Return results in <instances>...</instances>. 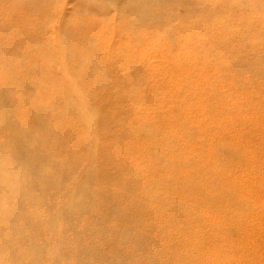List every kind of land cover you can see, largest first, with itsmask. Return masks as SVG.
I'll use <instances>...</instances> for the list:
<instances>
[{
    "label": "rangeland",
    "instance_id": "rangeland-1",
    "mask_svg": "<svg viewBox=\"0 0 264 264\" xmlns=\"http://www.w3.org/2000/svg\"><path fill=\"white\" fill-rule=\"evenodd\" d=\"M21 1L22 2H20V0H17V2H16V0H14V1L8 0V3L10 2L9 4L7 3V0L0 1V4L2 3L1 4L2 6L0 5V15L2 16V17H0V19L2 20V21H0V29H1L0 30V37H1L0 38V104H2L5 101H7L9 104L13 105L12 106V113H14L13 114L14 115L13 116L14 117V120L16 122L18 121L17 123L19 125H21V127L26 128V129H30V130L32 129L31 131L38 133L37 134L38 136L36 137L37 138L36 139V142H35V138L32 141L33 144H37L36 146H38L41 149L42 152H45V153L48 152V153H50L53 156L54 160L57 162V165H58L57 168L59 170V174L60 175L61 174L62 175H65L67 177L66 180H65L66 181L65 182V186L61 190H52L50 192V194L48 195L47 201H48V203L50 205H54L56 207H59V205H60L59 202L64 198L65 192L75 189L83 181V179L90 178L92 176V174H93L92 169H93V171H95V174H94L95 179L93 180V185H92V187L94 189V192H95V202H94V205L92 206L91 210L88 213H84L82 215H78L77 216L78 229L84 230L86 228V226L87 227L90 226V225L92 226L94 222L101 223V220H103V222L105 223V225L110 230L108 231V233L106 235L107 237H105L104 239H102L101 237L95 235L93 232H90L88 234H85V237L82 238V242L81 243H88L89 241H93L95 243V245L99 249H102L106 253L105 258L103 257V258L97 259L95 257H91L90 263L91 264H107L108 259H109L110 252H112L113 249H115V250L118 249V250H122V252H124L128 256V258H129L128 259V262L129 263L127 262L126 264H159L158 262H161L160 264H162V263L165 264V262H166V264H167V262L169 260H170L169 261L170 263L168 262V264H197V263L198 264H211V263L212 264H264V100H263V98H264V91H263L264 90V82H263L264 79H263V81H261V79L264 78V76H263L264 75V73H263L264 72V68H263L264 66L262 67V63L261 62H258V61H261L260 59L263 60V57L262 56H264V54H263L264 53V50H263L264 49V6H263L264 0H256V1H254V0H228L229 2H227V0H197V1L196 0H188V2L186 1V2H184V4H183V2H181V3L175 2V3H173L171 5V6L174 7V8H171V9L175 11V15L173 14V17H171V14H169L170 12L167 13V11H165L164 12L165 14H163V15L161 14L162 17L160 19L162 21L159 24L158 23L156 24L154 22L146 23V24H144V26H143V24H139V25L138 24L137 25L135 24L136 25L135 27L137 29L134 28V24H133V20H132L134 17H132L131 15H129L128 18H127V15H120L116 11H114V12L111 11L109 13H101V14H99V12L90 11L89 9H86L87 2L84 1V0H79V2H81V3H79L78 0H53V2H51L50 0H46V1L45 0H38V1L36 0L37 3L35 2V0L33 2L31 0H26L27 2L25 0H21ZM70 1H71V3H70ZM195 1H196V3H195ZM258 1H259V3H257ZM3 2H6V3H3ZM13 2L14 3L16 2L17 4L14 5ZM65 2H66V4H65ZM209 2L211 3V5L209 4ZM45 3L48 4V6H45L46 5ZM68 3H70V4H68ZM176 3H177V5H176ZM226 3H229V4H227V6H226ZM19 4L21 5V8H19L20 7ZM22 4H25L26 6L29 5V7H28L29 9L26 6L24 7V5H22ZM39 4H41V6ZM34 5H36V6L38 5V9H40V8H42V9H40V11H38V10L36 11V9H37L36 6L34 7V8H36L35 10L34 9H31V7L33 8ZM55 5L57 7H55ZM69 5L72 6V7H70ZM180 5H182V7ZM217 5H219V7H217ZM15 6H17V7H15ZM49 6L52 9L49 10ZM75 6H79V7H75ZM204 6H205V9L203 8ZM207 6H209L210 8H212V12H210L211 9L209 7H207ZM23 7H24L25 10H23ZM53 7H55V8H53ZM189 7L190 8L192 7L193 9L192 8L190 9ZM259 7H260L261 10L257 11L259 9ZM9 8H11V9H9ZM13 8L15 10H13ZM18 8H19V10L22 11V12H20L22 15H20V13H18L19 12V10H17ZM75 8L78 9V10L76 11ZM186 8H188V9H186ZM194 8L198 9L201 12V14H200L199 11L197 13L196 9H194ZM200 8H201L202 11L200 10ZM230 8H231V10H230ZM4 9H6V10H4ZM7 9H9L8 12H7ZM43 9L44 10H47L46 11L47 14L45 13V11ZM53 9H55V10H53ZM208 9H209V11H208ZM214 9H216V11H214ZM33 10L36 11L37 13H40V14H43L44 13V14H43V16H40V14L38 16L37 13L34 12L35 13L34 14L33 12H31ZM73 10H75V11H73ZM185 10H186V12H185ZM247 10H250V11H247ZM27 11H28V13H30L29 15H31L33 13L32 16H29L28 15V18H26L27 16H25V15H27L26 14ZM168 11H170V10H168ZM203 11H205V12L203 13ZM225 11H227V14H226ZM50 12H52L54 15L51 14ZM90 12H92L93 14H95V16L93 14L90 15ZM216 12L218 13V15H216ZM6 13H8V14L6 15ZM178 13H179V15H178ZM219 13H220V15H219ZM11 14H12V16H11ZM107 14L109 16H106ZM167 14L170 17H168ZM185 14H187L189 17L191 16L190 17L191 19L189 18L187 20V18H186V20H185V18L183 17V16H187ZM206 14H208V15L206 16ZM213 14H215V15L213 16ZM253 14H254V18L252 16ZM9 15H10V17H8ZM33 15H35V16H33ZM44 15H48V16L49 15L50 16L52 15V16H54L53 17V20L56 19V20H54V21H56V23L52 21V17L49 16V19H48L47 18L48 16H45L44 17ZM80 15H81L82 20L80 18ZM180 15H182V16H180ZM14 16H15V18H14ZM22 16H23V18H22ZM102 16H103V18H102ZM104 16H105V18H104ZM117 16L118 17H121L122 16V17L120 19H118ZM175 16H177V17H175ZM211 16L213 17L214 20L211 18ZM216 16L219 19V21H218V19H216ZM218 16H221L222 18L221 17H218ZM4 17H6V18H4ZM38 17L41 20H38L39 19ZM42 17H44L45 19L42 18ZM68 17H70V19L73 17L74 19H71V20H74L75 22H69L70 19ZM97 17H98V19H97ZM111 17H112V19H111ZM179 17H181V18H179ZM205 17H207L206 19H208V18L209 19L206 20ZM16 18H19L21 22L19 21V19H16ZM30 18H32V20ZM46 18L48 19V22H47V19ZM50 18H51V20H50ZM169 18H172V19L169 20ZM4 19L7 20V23L9 25L8 24L7 25L6 24H4V25L2 24L4 21L6 23V20H4ZM21 19L23 20V22L26 21V22H24L25 24H27V25H25L26 27L24 26V23H22V20ZM28 19H30L31 21L28 20ZM36 19L38 20L37 22H36ZM43 19L46 20L45 22H47L46 23L47 25H49V20H50V25L48 26L49 28L47 27V25L45 24V22H44ZM77 19H80V20H77ZM85 19H88L87 21L89 23ZM102 19H104L106 23L103 22L104 20H102ZM117 19L120 20V23H119V21ZM174 19H177V20L174 21ZM203 19L205 20V22H204ZM210 19L212 21H214L215 23L214 22L212 23V21ZM13 20H14V22H13ZM112 20H113V23H112ZM121 20H123V21L121 22ZM189 20L190 21L192 20L191 23H190ZM224 20H227V21H224ZM40 21H42L44 23L41 24ZM64 21H65V23H64ZM78 21H81L80 23L82 24V26L84 25V27H82L81 25H79L78 24L79 23ZM128 21H130V22L132 21L131 24H133V26L130 25V23L128 25V23H127ZM186 21L188 22V25L186 24L187 23ZM206 21H208V22L206 23ZM27 22L30 25H28ZM178 22H180V23H178ZM183 22H184V24H183ZM15 23H17V25H13ZM83 23H85V24H83ZM248 23H250V24H248ZM20 24L23 25V27ZM59 24H61L62 26H64V28L62 29L61 25H59ZM75 24H77V25H75ZM89 24L90 25L97 24L98 27L95 30V28L93 29V26H91L92 27L91 28ZM166 24H168V25L166 26ZM173 24H174V27L176 25H178V28H176V29L173 28ZM191 24L193 25V27L191 26ZM197 24L199 26H197ZM209 24H210V26H208L205 29V27L207 25H209ZM38 25L40 26V28L38 27ZM41 25L45 26L46 28L45 27L43 28ZM66 25H67V28H66ZM125 25H127L128 27L130 26V28L127 27L130 30H128L125 27ZM159 25H161V26H159ZM200 25H202V27ZM204 25H206V26H204ZM1 26H3V27H1ZM4 26H5V28H4ZM17 26H19V27H17ZM29 26L30 27L32 26V28H29ZM51 26H52V28H51ZM74 26H75V28L78 26L77 27L78 29L77 28L75 29ZM169 26L171 28H173V30H171V28H169ZM181 26H183V28ZM70 27H73V28L70 29ZM141 27H142V29H140ZM158 27H160V29ZM179 27H181V28H179ZM34 28H36V29L31 32V30L34 29ZM79 28H81V29L82 28H85L83 30L80 29L85 34L82 33V32H80V31H78ZM106 28H108V29H106ZM122 28L123 29L126 28L125 29V32L123 31ZM131 28L134 29V31H132ZM2 29H4L5 31L2 30ZM17 29H19V30H17ZM25 29H27V30H25ZM37 29H38V31H37ZM152 29L154 31H156V32H154ZM189 29H193V32H195V33H193L191 30H190L191 31V33H190ZM201 29H202V34L205 35L206 37L205 36H202L200 34L201 33ZM207 29L208 30L209 29H213V30L207 31ZM49 30H50V32H48ZM103 30H104V32H103ZM121 30L124 33H122ZM126 30L132 32V35H128L130 37L127 36V34H130V33L128 31H126ZM141 30H143L142 32H144V35L147 33L148 30H149L148 31V34L151 31V33L154 32L153 33L154 35L157 32L159 33L158 30H161L160 33H159L160 34V37L157 36L158 33L156 34V36L158 38L157 37L155 38V36L150 33L149 35L146 34L145 37L147 35L148 36H147V38H145L144 35H142L143 33L142 34L140 33ZM196 30H199V31H196ZM215 30H217L219 32L216 33ZM52 31L54 32V34L51 33ZM93 31H97L98 33L97 32L94 33ZM100 31H102V33ZM107 31H108V33H105ZM167 31H169V34L167 33ZM186 31L187 32L189 31L188 32L189 34ZM203 31H204V33H203ZM205 31H206V34H205ZM211 31H213V32H211ZM26 32L28 34H26ZM78 32H80L79 34H81V35H78ZM111 32L113 33V36H111L112 35ZM126 32H128V33H126ZM134 32H136V35H138V34L139 35L136 36ZM209 32H210V34L207 35ZM1 33L3 34L2 36H1ZM23 33H25V34L23 35ZM172 33H174V34L172 35ZM250 33H253V34L250 35ZM83 34L85 35L84 37H83ZM106 34H107V36H106ZM116 34L118 35V37H117ZM167 34H168V38H167ZM170 34H171V37L170 38H172V40L170 39L171 42L168 40ZM198 34L201 35L200 37L202 39L199 38V37H197ZM262 34H263V37H262ZM94 35H96L95 36L96 38L94 37ZM99 35H101V36H99ZM162 35H163V37H162ZM190 35H191V37H190ZM245 35H247V37ZM252 35H254V36H252ZM27 36H28V38H27ZM80 36L82 38H84V39H81ZM121 36L122 37L123 36L124 37L126 36V37L125 38L124 37L122 38ZM164 36H166V37H164ZM214 36H215V38H213ZM250 36H252V37H250ZM136 37L137 38L140 37L139 39H141V38L143 39V41H141L142 39L139 40V42L141 41V43H140L139 46L137 45L138 39ZM151 37H153V38L151 39ZM181 37H182V39H181ZM186 37L188 39H186ZM192 37L194 39L191 40L190 38H192ZM195 37H197V39H195ZM235 37L236 38L238 37V38L237 39H234ZM244 37H246V38H244ZM253 37H255V38H253ZM129 38H130V42L131 43H133V40L131 38H134V40L136 41V42H134V46L136 45L135 47L133 46V44H131L129 41H127V40H129ZM160 38H163V39L162 40H159ZM166 38H167V40L169 42L166 41L164 43V41L166 40ZM239 38H240V40H239ZM47 39H48V41H47ZM76 39H79V41L76 40ZM105 39L106 40H110V41H107V42L104 43L103 41H106ZM117 39H119L120 42ZM173 39H174V42H173L174 45L172 44ZM189 39L191 41H187ZM222 39H223V42H222ZM251 39H253V40H251ZM44 40H45V42H44ZM83 40H85V41L87 40L86 41L87 43L85 41H83ZM199 40H201V41H199ZM206 40H208L209 42L207 41L208 42L207 43ZM233 40H234V42H233ZM242 40L244 42L246 41L247 45L244 44V43H240V41H242ZM53 41L54 42L56 41V43H54ZM74 41H76L77 44L74 43ZM195 41H197V43ZM211 41H214V42H212L213 44L211 43ZM217 41H219L218 42L219 45H217ZM224 41H225V43H224ZM61 42L63 43L62 45H61ZM69 42H70V45H69ZM113 42H116V43H113ZM150 42H151V44L149 45ZM232 42L234 44H232ZM252 42H254V43L251 44ZM37 43H39V44L37 45ZM92 43H93V48H89L88 46L90 44H92ZM117 43H119L120 45H118ZM160 43H162V44H160ZM235 43H238V44H236L237 47H240V46L241 47L239 49L236 48ZM47 44H49V45H47ZM124 44H126V47L123 46ZM159 44L161 45L160 48L157 47V45H159ZM163 44H165L164 45L165 47L163 46ZM198 44H200V46ZM39 45H41V46H39ZM113 45L116 46V49L117 48L119 49V47L121 46L120 50H116ZM187 45H188V47H187ZM228 45L231 48H228L229 47ZM233 45H234L235 48L233 47ZM45 46H46V48H45ZM64 46H65V48H64ZM83 46H85L86 48H84ZM107 46H108V48H107ZM162 46H163V48H162ZM170 46H176V47H170ZM192 46L193 47L196 46L195 50H194V48ZM197 46H199L201 49L200 48H197ZM201 46L202 47H205V48H208V49H205V48L203 49ZM253 46H254V48H253ZM110 47L111 48L113 47L114 48V51H113V48H112V50H110L111 49ZM131 47H132L133 51H132ZM189 47H192L193 50H194L193 51L192 48H190V51H189L191 53L190 55H188L189 54V52H188V50H189L188 48ZM245 47H247V48H245ZM28 48H30V49H28ZM40 48H42V49H40ZM134 48H136V49L134 50ZM156 48H159V50H161V48H162V51L163 52L162 51H159ZM242 48H244V49L242 50ZM248 48H250V49H248ZM259 48H261V49H259ZM95 49H97V50H95ZM123 49H125V50L123 51ZM127 49L128 50L130 49L129 52L126 51ZM155 49L157 51V54L156 55H155V52H156ZM179 49H180L181 52H179ZM197 49H199V50L197 51ZM233 49H235V50H233ZM258 49H259V51H258ZM136 50H137V52H136ZM200 50H203V51H200ZM45 51H46V53H45ZM50 51H51V53H50ZM111 51H112V53H111ZM117 51L119 53H121V54H119ZM130 51H132V53H130ZM169 51L172 52L173 55ZM208 51L209 52L211 51L210 52L211 55L214 53L213 56H210V53ZM216 51H220V53H222L221 54V57L218 56V55H216L221 60L220 59L218 60L217 57H216V59H214L215 54H219L220 55L219 52L218 53H215ZM228 51H229V53H228ZM239 51H241V53L242 52L243 53L241 54V53H239ZM53 52H54V54H53ZM113 52H115V53L113 54ZM116 52H117V54H116ZM149 52L151 54L150 56H148L149 55ZM164 52H165V55L166 54L167 55L169 54V57L168 56H165L164 55ZM197 52H201L200 53L201 56L202 55L203 56L205 55L206 58L207 57L211 58L210 59L211 61H209L210 63L207 62L209 60V58L206 61L207 62L206 63L204 61V59L206 60V58L203 57V56L200 57L199 53H197ZM205 52H207L206 53L207 55L205 54ZM128 53H130V54L128 55ZM202 53H204V54H202ZM57 54H58V56H57ZM90 54H92L93 55V58H94L92 61L83 60L81 58H78L79 56H83V55L84 56L87 55L89 57ZM124 54H126V55H124ZM179 54H180V56H179ZM248 54H249V56H247ZM261 54H263V55L261 56ZM113 55H115V56H113ZM119 55H122V56L120 57ZM133 55H134V57H136V59L133 57ZM161 55H162L163 58L161 57ZM191 55H196V56L194 58V56H191ZM243 55H246L250 59H254L256 57L255 55H257L259 58H255V59H257V60L259 59V60L258 61L257 60H252L253 63L255 62V64H253L251 62V60H249L246 56H243ZM102 56H103L104 59L101 58ZM110 56H111V58L113 57V59H110ZM189 56H191V57L189 58ZM226 56L228 58L227 60H226ZM233 56H236V57H233ZM241 56H243L242 59H240ZM152 57H153V59H152ZM232 57L233 58H236V59H232ZM132 58H134V59L132 60ZM191 58L193 60L194 59H197V60H194V62L195 61L196 62H199V64L201 66H203V67L200 68L199 67V64H197L196 62L195 63L192 62V59ZM200 58H203V59L201 60ZM244 58L245 59L247 58L248 61L246 59L245 61H243V63H241ZM154 59L155 60L157 59L156 60L157 62ZM239 59L241 60L240 62H239ZM56 60L57 61L59 60L58 61V63H60L59 66H58V63H56ZM107 60H108V62H110L109 63L110 64V67H108L109 64H107ZM109 60H111V61H109ZM112 60H114V62H112ZM142 60H144V61L141 62V63H139ZM212 60L214 62L215 61L218 62V65L221 64V67L220 66L217 67L218 65H215L216 62L214 63ZM232 60H234V61H232ZM30 61H31V63H30ZM165 61H167V63ZM174 61H176V62H174ZM144 62H147V63H144ZM149 62H150V64H149ZM162 62H164V63H162ZM168 62H170V63H168ZM204 62L206 63V66H205V64H203ZM262 62L264 64V61H262ZM49 63H50V65H49ZM133 63H134V65H133ZM143 63H144V66H143ZM175 63H177L178 65H176ZM189 63L190 64H192V63L193 64H196V65H191V66H192V68H194V67H195V69L197 68V70H195V71L192 70V72H191V68L189 70ZM235 63H237V64L235 65ZM251 63L254 65V67H253V65ZM26 64H27V66H25ZM29 64H31V65H29ZM32 64H33V67H32ZM128 64H130V67L131 68L133 66H135V67L132 68V70L134 69L133 71H131L130 68H128L129 67ZM168 64H170V66H168ZM210 64H212L213 66L210 65ZM222 64H223V68H222ZM136 65H138V67L140 66V68L138 69L136 67ZM172 65H174V66H172ZM197 65H198L199 68L197 67ZM226 65H228V66H226ZM232 65H234V66H232ZM112 66H114L113 67L114 69L112 68ZM123 66H124V68H122ZM163 66H167L169 68L163 67ZM207 66H208V68L210 70L208 68L206 69ZM240 66H241V68H240ZM116 67H118V68H116ZM126 67L128 69L127 71L130 72V74H128L129 76H127V73L125 75V73H124L123 70H120V72L117 71L120 68L126 70ZM158 67H161L160 68L161 70H163L164 68L165 69L162 72ZM231 67L234 68V70ZM236 67H238V68H236ZM245 67L246 68L249 67V69H246ZM250 67H252L253 70ZM258 67H259V69H258ZM71 68H72V70H71ZM239 68H240V70H239ZM242 68H243V70L245 69L247 71L250 70V72L252 71L251 75H250L249 72L246 71V74L247 73H249V74H247L246 77H245V70L243 71ZM254 68H256L255 70H257V71H255ZM260 68L262 70H260ZM136 69H138V70H136ZM176 69H178V70H176ZM225 69H227V70H225ZM230 69H232L231 72L232 73L234 72L233 74H236V75H233L230 72ZM57 70H58V72H57ZM143 70H145L144 71V74H143ZM206 70H207V72H205ZM237 70L240 71V73L241 72H244L243 73L244 76L242 74H241L242 75L241 76L240 73ZM35 71H36V73H34ZM92 71H93V73H92ZM169 71H171V72H169ZM177 71H178V73H176ZM259 71L260 72L263 71V72H261V74H260ZM112 72H113V74H112ZM154 72H156V78H155ZM157 72H158V75H157ZM221 72H222V75L223 76H221ZM71 73H73V74H71ZM141 73H142V75H141ZM193 73H194L195 76H193ZM258 73L260 74L261 77L260 76L258 77V75H259ZM60 74H61V76H60ZM62 74H64V75H62ZM100 74H102V75H100ZM120 74H122V75L120 76ZM138 74L141 75V76H138ZM179 74L180 75L182 74V75L180 76ZM210 74H211V76H210ZM230 74H232V75H230ZM252 74H253V76H252ZM256 74H258V75L256 76ZM123 75H125V76H123ZM144 75H145V77H143ZM175 75H176V77H175ZM213 75L215 77L218 76L216 78V80L214 79L215 77H213ZM106 76H108L110 78H107ZM136 76L138 78H136ZM188 76H189V78H188ZM235 76L238 77V78H236ZM35 77H36V81H35ZM122 77H124L125 79L122 78ZM160 77H161V79L159 80ZM169 77H170V79H169ZM184 77L187 78V81L188 82L185 80ZM253 77H256V78L254 79ZM96 78H97L98 81L96 80ZM111 78H114L116 80L111 79ZM128 78H129V80H128ZM132 78H135L133 80L136 81V82H134V81L129 82L130 80H132ZM146 78H147V80H146ZM162 78L164 79V81H163ZM177 78H178V80H177ZM232 78L236 79L237 82L234 79L232 80ZM251 78H252V80H255V81H253L254 83L253 82L251 83V81H252ZM257 78H258V81H257ZM90 79L92 81H90ZM137 79L140 80V81H138ZM205 79H206L207 83L205 82ZM219 79L222 81V83H221V81H219ZM240 79L243 80V82L245 80L246 83L245 82L244 83L247 84V85L249 84V81L247 82V80H250V84L248 86L249 87L251 86L252 88L250 87V89L247 90L249 87L247 85H245L244 83L243 84L241 83L242 87L239 88V86H241L240 84H238V82L240 83V81H241ZM214 80L216 81V83L218 82L217 84L215 83L216 84V87H215V84L213 83ZM107 81H108V83H107ZM156 81H157V83H156ZM184 81H185V84L183 86H181V84H183ZM234 81H235V84L234 83H231L230 84V82H234ZM260 81H261V84H263V86L260 85V86L257 87L256 85H258L259 84L258 82H260ZM113 82H115L114 85H112ZM118 82L121 83L120 84L121 86L119 85ZM137 82L141 83V85L138 84ZM86 83H90V84L89 85H86ZM94 83H95V85H94ZM219 83H221V84L224 83V84L222 86L220 84V86H221L220 87L219 86ZM227 83H229V84H227ZM124 84H126V85H124ZM149 84H151L152 87H150ZM237 84H238L239 90L238 89L236 90ZM132 85L133 86L136 85L135 89L132 87ZM206 85L209 86V87H207V90H206ZM153 86H154V88H153ZM230 86L231 87L233 86V88L231 89ZM244 86H247V87L244 88ZM118 87H120V88H118ZM128 87H130V88H128ZM179 87H184V89L179 88ZM211 87H213V88H211ZM222 87H223V89L226 88V90H223ZM260 87H263L262 88L263 90H261ZM143 88L145 89V91H144ZM157 88H159V89H157ZM229 88H230V90H229ZM258 88L260 90H258ZM92 89H94V90H92ZM111 89H112V91H111ZM179 89H182V90H179ZM214 89H217L216 92H219V93H216ZM251 89H253L252 90V93L250 92ZM118 90H120V91H118ZM187 90L190 91L191 95H188L190 93H188ZM204 90L207 91V93L206 92L204 93L203 92ZM210 90H211V92H208ZM220 90H221V94H220ZM153 91H155V92H153ZM168 91H169V93H167ZM183 91H184V93H183ZM212 91H214V92H212ZM233 91H235V92H233ZM106 92H108L109 94L106 93ZM136 92L139 93L140 95L137 94ZM177 92L179 94H180V92H182L184 95L181 93V96H180V95H178ZM196 92L198 93V96L199 95H202V94H205L206 96L205 95H202L203 97L202 96H199L200 98L199 97L197 98ZM248 92L250 94H252V95H248L249 94ZM51 93L54 94V96L51 95ZM88 93H90V94H88ZM118 93H120V94L122 93V94L119 95ZM215 93L217 95H215ZM224 93H226V94L224 95ZM231 93H232V96H230ZM253 93H254V95H253ZM40 94H41V96H40ZM176 94L178 95V97L180 96L182 98V100L179 97L180 98L179 99L180 101L178 99H176L178 101L177 102L175 100V98L177 96ZM208 94L209 95L212 94L211 97H213V99H211V97ZM219 94H220V96H218ZM255 94H259V97L258 98L257 97L255 98V96H258V95H255ZM2 95H4V97H6L7 100L1 99V96ZM50 95H51V97H50ZM129 95H130V97H129ZM137 95H139V96H137ZM154 95H158L159 98H160V101L158 100L159 99L158 96H154ZM170 95H172V97ZM193 95L194 96L196 95V96L193 97ZM213 95H215V96H213ZM115 96H117V98ZM147 96H148V98H147ZM152 96H153V98L155 100L152 98ZM168 96H170L171 98H173V101L174 100L175 101L173 102L172 99L170 100ZM190 96L193 97L194 99L193 98H190L189 99L188 97H190ZM226 96H228L229 98L226 97ZM24 97H25V99H22ZM136 97H137V99H136ZM204 97H206V98H204ZM207 97H209L210 100H209V98L207 99ZM221 97H223V98H221ZM230 97H231L232 100L230 99ZM108 98H109V100H108ZM184 98H185V100L187 99V101L188 100L189 101L191 100L190 103H191V107L192 108H190V106H189L190 103L189 102L183 100ZM196 98H197V100H196ZM220 98L221 99H224L225 98L224 99V101L226 100L225 101V104L223 103L224 102L223 100H222L223 102L221 101V103H223L226 106L228 105L227 107L230 108V110L229 109H226L227 107L223 106V104L220 103V100H218ZM27 99H28L29 103H28ZM78 99H79V101H78ZM104 99H105V104H104ZM110 99L111 100L114 99V100L111 102ZM119 99H121V100H119ZM165 99H166L167 102L165 101ZM198 99L199 100L201 99V100L199 101ZM205 99H207L208 101L207 100L205 101ZM252 99H254V100H252ZM24 100H26V101H24ZM115 100H117V101H115ZM194 100H195V104H193ZM250 100H251V103H249ZM32 101H33V103H32ZM71 101L75 105V107L77 106V108L79 109L78 112L80 113V115H82V118H83L82 120L77 115V113L75 111L76 108H74L72 106V104L69 103ZM109 101L111 103H109ZM125 101H128V102H125ZM129 101H131V102H129ZM147 101H148V104H147ZM184 101L187 103L188 106L186 105V103H184ZM209 101L210 102L212 101V103H210ZM100 102H102V103H100ZM114 102H115L116 105L114 104ZM144 102H145V104H144ZM196 102H197L198 105L196 104ZM227 102L229 104H227ZM60 103H61V105H60ZM181 103H183V104H181ZM204 103H206L205 106H204ZM209 103H210V105H209ZM232 103H234V105H232ZM48 104H49V106H47ZM111 104H112L113 107L111 106ZM150 104L152 105V108H151ZM175 104L177 105V107H175L176 106ZM216 104L217 105L219 104L222 107H219V105L218 106H215ZM242 104H243V106H242ZM120 105H121V107H120ZM129 105H130V107H129ZM169 105H170V107H169ZM202 105H203V107H202ZM193 106H194V108H193ZM208 106L209 107L211 106L210 107L211 109ZM27 107H28V109H27ZM154 107H155V109H154ZM180 107L181 108L183 107L182 108L183 110H185V111L188 110V111L185 112ZM187 107H188V109H187ZM196 107H197V109H196ZM206 107H207V109H206ZM232 107H234V108H232ZM168 108H170L171 110L168 109ZM208 108L212 112H209ZM214 108H216V109L214 110ZM222 108L224 109L223 114L220 113V112H222L221 110H223ZM83 109L84 110L87 109V110L84 111ZM142 109H143V111H142ZM156 110H157V112H156ZM205 110H206V112H205ZM216 110H217V112H216ZM51 111H52V113H51ZM113 111H115L116 113L113 112ZM226 111H227V113H226ZM228 111H232V112L229 113ZM241 111L244 112V113L242 114ZM89 112H91L90 115L93 114L92 117H88V116L83 117L85 114L88 115ZM181 112L182 113L184 112V114H182ZM195 112H197L198 114H196ZM218 112L220 114H218ZM40 113H43V114L40 115ZM148 113H150V114H148ZM173 113H175V115ZM188 113H190L189 117H187L188 116ZM208 113H209V115H211V116H209V119H207L208 118V115H207ZM210 113H212V114H210ZM179 114L180 115L181 114L184 115L183 118L185 120L182 119V115L180 116ZM191 114L193 115V117H195V118L197 117L199 119H197V118L196 119L190 118V117H192ZM200 114L203 115V119H202V116ZM215 115L218 117V119L222 116L219 120H221L222 118L223 119L221 121H218L217 117H215V118L213 117ZM162 116H164V117L162 118ZM173 116H176L177 117L176 118V121L177 122L175 121V118ZM235 116H237V117H235ZM238 116H240V117H238ZM210 117H213V118H210ZM25 118L27 119L28 122H26V119ZM40 118H43V120L45 121L46 128L45 127L42 128V126L39 127V125L37 124ZM153 118L156 119L155 120L156 122L160 118L163 119V120L161 119V122L164 121V119H165V123L164 122H162L161 124L158 123L157 125H159V127H161V128H159L156 125L155 121L152 123V120H154ZM234 118H236V119L234 120ZM88 119H89V121H87ZM211 119H214V121L212 122ZM224 119H225V121H224ZM105 120H107V121H105ZM170 120H171V122H170ZM180 120L184 121L185 124H184V122H181ZM202 120L204 122H202ZM206 120H209L210 121V123H209L210 125L208 124L209 121H206ZM158 121L160 122V120H158ZM186 121H188V122L191 121V122L189 124ZM74 122H76V123H74ZM84 122H85V124H84ZM175 123L177 124V128L175 127L176 126ZM197 123L199 124V126L201 127V129L198 126ZM203 123H204V125H203ZM212 123L215 124V126ZM207 124H208L209 128L207 127ZM79 125L81 126V128H80ZM113 125H115V126H113ZM172 125H174V126H172ZM223 125H224V127H223ZM85 126H87V127H85ZM165 126H166V128H165ZM210 126L211 127L213 126V127L211 128ZM216 126H220V127H216ZM77 127H78V129H77ZM172 128L174 129V131H173ZM183 128H185V129L183 130ZM198 128H199V131H198ZM207 128L208 129L211 128L210 131H212L213 128H218V129L217 130L213 129L214 131L210 132ZM0 129H1L0 130V139H3V142L5 143V142H7L9 140V135L11 133V130L8 129V127H2ZM180 129H181V131H180ZM194 129L196 130V133L194 132L195 131ZM182 130H183V133H182ZM207 130L209 132H207ZM99 131H100V133H99ZM175 131H177L178 133H180V135H178V133L175 132ZM200 131H201V133H200ZM202 131H203V134H202ZM156 132H158L159 134L157 135ZM165 132L167 134H165ZM216 132H218V133H216ZM153 133L156 134L157 136L154 137V134ZM181 133H182V135H181ZM207 133H209V134H207ZM185 134H186L187 137L185 136ZM195 134H197V135H195ZM210 134H211V136L214 134L212 136V138H211V136H209ZM46 135H47V138H46ZM163 136H164V138H163ZM180 136H181V140H178V143L180 144L179 145V144H176V143H177V139L180 138ZM183 136L186 137V140H184L185 137H183ZM215 137H216V139H214ZM218 137L220 138V141H219V138ZM193 138L196 139L195 140V142H196L195 144L193 143L194 142V139ZM148 139H150V140L152 139V142L154 144L151 141H149ZM171 139H172V141H171ZM174 139H176V140L173 141ZM182 139H183V141H182ZM187 139L190 140L189 141V144L187 142ZM212 139H213V141H212L213 143L210 141ZM127 140L128 141L130 140V141L128 142ZM134 140H135V142H134ZM142 140L143 141L145 140V143H143ZM146 140L148 142H150V144ZM192 140H193V142H191ZM0 141H2V140H0ZM181 141L183 142V144H181ZM202 141H203V143H202ZM241 141H243V142L241 143ZM96 142L98 143V145H96L97 144ZM170 142H172V143H170ZM42 143H44V144H42ZM184 143H186V144H184ZM190 143L193 144V145H191ZM208 143H209V145H208ZM216 143L219 144V145H217ZM144 144L145 145H150V146L144 147L145 146ZM152 144L154 145V147H152ZM161 144H162V147H161ZM196 144H198V145H196ZM210 144L212 146H210ZM214 144H216L215 145L216 147L217 146L218 147H222V149L221 148H217L215 150L216 147L214 146ZM91 145L93 147H92V149H89L91 147ZM182 145H184L185 147L183 146V148H182ZM188 145H190V147ZM96 146H97V148H96L97 150L95 149ZM132 146H134V147H132ZM164 146H166V147H164ZM167 146H169V147H167ZM187 146L189 148L183 151V149L186 148ZM72 147H73L74 150L72 149ZM155 147L157 148L156 149L157 150L156 152L154 151L155 150ZM163 147L166 148V149L169 148V150L168 149L167 150L165 149L166 150L165 151ZM176 147H178V148L176 149ZM4 148H5V151L6 152H9L11 150V146L9 144H6ZM63 148H65V149H63ZM170 148H172V149L170 150ZM159 149H161V151ZM180 149H181V151H180ZM190 149H192V150H190ZM206 149H208V150H206ZM235 149H236V151H235ZM237 149H238V151H237ZM149 150L152 151V152L150 153ZM175 150H176L175 153L172 152V151H175ZM224 150L226 152H223ZM93 151L96 153V155H95V153ZM127 151H128V154H127ZM163 151H165V153H161ZM170 151H171V154H168V153H170ZM179 151H180L181 156L184 154L182 157L179 155V153H178ZM204 151H205V154H204ZM212 151L213 152L216 151V155ZM234 151H235V155H234ZM242 151H244V152H242ZM79 152H81V153L79 154ZM144 152H146L145 154H147V155L144 156ZM154 152H155V154H154ZM182 152H183V154H182ZM199 152L201 153V157H200ZM209 152L212 153V154H214L215 156L212 155V154H210ZM219 152H222V153H219ZM156 153L163 154L164 156L163 155L156 154ZM173 154H174V156H173ZM188 154H189V156H188ZM198 154H199V156L196 157V155H198ZM142 155L144 157H142ZM155 155L158 158H160V159H158ZM217 155H219V156H217ZM148 156L150 157V159H149ZM160 156H162V158H164V159H162ZM176 156H177V158H175ZM227 156H229V157H227ZM88 157H90V158L88 159ZM145 157H146V159L148 158V160H150V162L152 161L153 163L152 162L151 163L148 162L145 159ZM232 157H233V159H232ZM153 158H155V159H153ZM241 158H242V160H241ZM75 159H76V161H75ZM203 159H204V161H203ZM207 159H208L209 162L207 161ZM160 160H162V163H161ZM230 160H232V161H230ZM145 161L147 163H149V164H147ZM163 161L164 162L166 161V163L169 162L170 164L168 163V165H167L166 163H164V165H165L164 166L163 165ZM184 161H186V162H184ZM189 161H190L191 164L190 163H187ZM229 161L231 162V164H230ZM177 162L180 163L181 166L178 167L179 164H177V166H176L177 168H176L174 165H176L175 163H177ZM195 163L196 164L197 163L199 164V166H198L199 169L197 168V165ZM216 163H218V165ZM232 163H233V165H232ZM152 164H153V168H155V165L156 164L159 166L158 167L156 165V168L155 169L157 171H155V169H153L151 167ZM192 164H195L196 167H194V168L191 167ZM206 164H207V166H205V168H204L203 166L206 165ZM126 165H127V167H125ZM185 165H187V167L184 168ZM201 165H203V166H201ZM212 165H214V166H212ZM215 165H216V167H215ZM171 166H172V168H171ZM217 166H219L218 169H215V168H217ZM236 166H238V168ZM168 168H170L169 170H171V169L172 170L178 169V172H177V170H175L177 173L175 171H172V170H171L172 172L171 171L168 172L169 171L168 170L167 171L168 173H167L165 171ZM181 168H184V169L181 170ZM187 168L190 169L191 172L189 170H186ZM219 168H221V170ZM236 168H237V170H236ZM160 169H161V172L158 171ZM146 170L151 174V176H150V174L148 172H145ZM179 170H181V171H179ZM194 170H196L198 172L195 173L196 171H194ZM106 171H107V173H106ZM179 172H181V173L183 172L182 173V176L183 177L180 176L181 173H179ZM188 172H189V174H188ZM184 173H186L188 176H186V174H184ZM159 174H160V176H159ZM164 174H165V176H164ZM211 174L214 175V177ZM135 175H138V176H135ZM144 175H146V176H144ZM152 175H154L153 176V181L154 182L151 179L152 178ZM170 175H171V178L169 179ZM174 175H177V176H175L176 178L174 177ZM197 175H198V177H197ZM200 175H202V178L200 177ZM206 175L208 177H206ZM215 176H217V177L215 178ZM155 177H156V179H154ZM161 177L163 178V180L164 179L165 180L163 181ZM173 177H174V179H173ZM181 177L183 178V180H182ZM187 177L190 180L192 179L193 182L191 183L187 179ZM211 178L214 180V182H212L213 180L212 181L210 180ZM222 178H223V180H222ZM227 178L229 180H227ZM145 179H148V180H146L145 183H141V182H144L143 180H145ZM218 179H220V180L218 181ZM121 180H123V181H121ZM166 180H167V182L169 180H171L172 182H173V180H176L177 181V183H176L177 185L175 184V182H173L175 185L172 184L171 181H170L171 182L170 183L171 185H170L169 182L168 183L166 182ZM179 180H181L182 182L179 181ZM187 180H188V182H187ZM156 181H157V183H155ZM183 181H185L186 184H187V186H188V187L186 186L187 187L186 190H184L186 187L180 185V184H182V185L185 184V182H183ZM195 181H197V182H195ZM199 181H201L200 182L201 185L199 184ZM163 182H165V183H163ZM161 183H162V186H164V184L166 186V187H163L161 189L162 190V194L164 193L166 195H164V194L163 195L162 194L160 195V193H161L160 191L161 190H159L160 189L159 186L161 185ZM203 183L205 184V186L207 184V186L209 185L211 187L209 188V186H208V188L206 189L204 187V184ZM211 183H212V185L214 184L215 186L213 185V187H212ZM144 184H146V185H144ZM150 184H153V187H151L152 185H150ZM167 184H169L170 186L168 185L169 186L168 187ZM143 185H144V187H143ZM154 185L157 186L158 190H156L157 188ZM221 185H223V186H221ZM192 186H194L193 187L194 189H195V187H197V186L198 187L194 191L192 189ZM180 187H182V188H180ZM183 187H184V189H183ZM199 187L201 189V192H200V190H198ZM169 188H170V192L171 193H169V190H168ZM188 188H190V189L188 190ZM213 188L215 189V191L213 190ZM150 189H151L152 192L150 191ZM190 190H191L192 193L191 192L189 193ZM210 190H211V192H210ZM125 191H127V192H125ZM193 191L194 192H198L199 191L200 195H197ZM218 191H219V193H218ZM30 192L33 193V191H31V190H30ZM172 192L174 194H175V192H177L178 195L179 194L180 195L178 196L177 193H176L175 194L176 197H175V195L174 196L171 195V194H173ZM180 192L181 193L183 192V193L181 194ZM215 193L217 194V196H216ZM154 194H156L158 196H156ZM203 195H206V196L204 197ZM155 196H156V198H154ZM169 196H171V198L168 199L167 197H169ZM197 196H200V198L199 197L197 198ZM209 196L211 197V199L209 198ZM213 196H215V197H213ZM145 197H147V198H145ZM158 197H160V199H163L165 197L164 198L165 202H163V200H161V202H163L164 204L163 203L161 204V202L158 200ZM172 197H174V198H172ZM206 197H207V201L209 199L211 201L210 200L208 201L210 204L207 203V202L206 203L203 202L204 205H205L204 206L203 203H202V201H203L202 198L203 199H206ZM151 198L153 199L152 202L150 201ZM212 198H213V200H212ZM155 199H156V201H158V204L155 201ZM170 199H173V200L171 201ZM197 199H198L199 202L201 201L200 202L201 204L198 201H196ZM168 200L171 201V202H168ZM174 200H176L177 202L175 201L172 204V202ZM5 201H6V204L4 203ZM179 201H180V205H179ZM148 202H149V204H148ZM167 202H168V204H167ZM191 202H192V204H194L193 206H192ZM176 203H178L179 207H177ZM188 203H189V205H188ZM195 203H197V204H195ZM228 203H231L230 204V207H229V204ZM155 204H157L158 206L155 205ZM169 204H170V206H168ZM198 204H200L201 206L198 205ZM159 205L161 207H159ZM181 205H183L185 208L184 207L182 208ZM185 205H187V206H185ZM197 205L200 206V207H197ZM206 205H208V206H211L212 205V209H211V207L210 208L208 206L206 207ZM246 205H248V206H246ZM6 206H7V208H6ZM98 206L99 207L101 206V207L99 208ZM164 206H165V208H164ZM173 206H176L174 208L175 209L177 208V210H175V209L173 210ZM190 206H191V208H190ZM203 206L205 208H203ZM9 207H10V203H9L8 199H6L5 197L1 198L0 199V209H1L0 211L1 212L3 210L9 211ZM102 207H103V209H101ZM169 207H171V208H169ZM193 207L195 209H197V210H195V209L193 210ZM44 209H40V211L38 210L39 212L36 211V215L40 213L37 216H40L41 215L43 217V215H45L46 212H47L46 209L45 210ZM189 209H192L191 212H190L191 214H188L189 213ZM201 209H204V210L201 211ZM150 210H151L152 214H150L151 213ZM184 210H185V212H183ZM198 210H200V213H202V215L199 213ZM177 211L180 212V213H178V215L180 214L181 216H183L181 218H183V219L185 218L184 220L182 219L183 221L179 218L180 216H177L176 214H174L172 216V214L173 213H177ZM192 211H195V212L197 211V212L196 213L194 212L195 214L193 215ZM162 212L164 213V215L159 216L160 214H163ZM225 212H227V213H225ZM182 213L184 215H182ZM205 213H207V214H205ZM156 214H158V215H156ZM187 214L189 215V217L187 216ZM148 215H149V218H148ZM151 215H153L154 217L151 216ZM155 215H156V217H155ZM197 215H199V216L201 215L200 216V220L201 221L199 219H197ZM85 216H87V217L85 218ZM186 216H187V218H189L191 220L190 221V220L187 219L188 224L185 221L186 220ZM199 216H198V218H199ZM202 216H204V217L202 218ZM158 217H160V218H158ZM82 218H85V219H82ZM194 218L196 220H194ZM87 219H89V220H87ZM166 219L167 220L169 219V220L167 221ZM11 220L12 219H11V216L9 214L8 215H5L2 218H0V231L3 233V235H5V237L8 238V241H9V244H5L4 247L2 248V254L4 255V258L9 259L10 258L9 256L11 255L10 252H11L12 247H15L17 249L18 253H19V260H17L16 264H25V261L29 257V247H28L27 242L24 241L23 239H21L18 234H14L13 235V233H10L9 234L6 231L8 229V227H9V225H10V221ZM174 220H178L179 222L174 221ZM171 221H173V222H171ZM180 222H182V223H180ZM174 223H176V224H174ZM185 223H186V226L187 227L185 226ZM196 223L198 224V226L196 225ZM83 224H85V225H83ZM172 224H174L176 228H174V225H172ZM204 224H205V226H204ZM167 225H168V227L169 226L170 227L168 228ZM191 225H193L194 227L191 226ZM195 226L198 227L197 228L198 231L196 230V227ZM148 229H149V231H148ZM160 230H161V232H160ZM191 231H193V232H191ZM194 231H196L197 233L194 232ZM189 233H190V236H189ZM202 233H204V234H202ZM69 235L72 236L71 233ZM178 235H180V236H178ZM185 235H186L187 238L185 237ZM193 235H195L194 238H193ZM202 235H203V237H202ZM178 237H180L179 238V241L176 240V239H178ZM198 237H199V239H198ZM113 238H114V240H113ZM220 238L223 241H225V242L221 241ZM180 239H182V240H180ZM213 239L214 240L217 239V240L214 241ZM192 240H193V242L196 245L194 243H192ZM170 242L171 243L172 242L173 243L175 242L176 244L175 243L174 244L173 243L171 244ZM186 242H187V244L185 245ZM177 243H179V245ZM218 244H219V246H218ZM81 246H83V244ZM152 246H154L155 249ZM182 246L183 247L185 246L184 249H183ZM213 246H215V249H214ZM171 247L173 249L172 251H175L178 256L174 254L175 252L173 254H171V252H169L171 250ZM190 247H192V248H190ZM209 247L210 248L212 247V250H210ZM179 248L181 249V252L178 251V250H180ZM218 248H220L222 250L220 251V249H219V252L216 251V250H218ZM202 249L204 251H202ZM230 249H232V251ZM21 251H22V253H20ZM3 252H5V254ZM6 252H7V254H6ZM178 252H180V253L178 254ZM221 252H222V254L224 252L223 257H225V259L224 258L223 259L225 261L224 260L223 261L221 260L222 259V255L220 257ZM198 253H199V255H197ZM169 254H171L170 255L171 259H170V257L167 258V256H169ZM172 255L174 256V258L177 257V259L174 260V258L172 257ZM226 257H228V258H226ZM194 258H195V260H194ZM136 260H138V261H136ZM193 261L196 262V263H193ZM79 262L80 261L78 259L76 260L74 256H71V258L69 259V264H80ZM114 263L115 264L116 263L117 264H122V263L116 261V258L115 257H114Z\"/></svg>",
    "mask_w": 264,
    "mask_h": 264
},
{
    "label": "bare ground",
    "instance_id": "bare-ground-1",
    "mask_svg": "<svg viewBox=\"0 0 264 264\" xmlns=\"http://www.w3.org/2000/svg\"><path fill=\"white\" fill-rule=\"evenodd\" d=\"M0 1H3V0H0ZM11 1V0H10ZM12 1H14V0H12ZM26 1V0H25ZM24 1V2H25ZM32 2L34 1V0H31ZM38 1V0H37ZM37 1L35 0V2L37 3ZM46 1V0H45ZM51 2H53V0H50ZM84 1H86L87 2V7H86V9H89L90 11H96V12H99V14H101V13H109V12H111V11H116V12H118V14H120V15H127V18H128V16L129 15H131L132 17H134L132 20H133V24H134V28H136L135 26L138 24H143V26H144V24H146V23H151V22H154V23H160L162 20L160 19L162 16H161V14L163 15V14H165L164 12L165 11H167V13H169V14H171V17H173V14L175 15V11L174 10H172L171 8H174L173 6H171L173 3H175V2H179V3H181V2H183V4H184V2H188V0H84ZM197 1V0H196ZM196 1H195V3H196ZM254 1H256V0H254ZM16 2H17V0H16ZM14 3V5L15 4H17V3ZM20 2H22L21 0H20ZM19 2V3H20ZM27 2V1H26ZM31 2V3H32ZM78 2H79V0H78ZM205 2V1H204ZM227 2H229L228 0H227ZM249 2V1H248ZM3 3H6V2H3ZM7 3H8V0H7ZM10 3V2H9ZM8 3V4H9ZM29 3V2H28ZM27 3V4H28ZM43 3V2H42ZM41 3V4H42ZM55 3V2H54ZM70 3H71V1H70ZM70 3H68V4H70ZM79 3H81V2H79ZM85 3V2H84ZM177 3H176V5H177ZM190 3V2H189ZM199 3V2H198ZM197 3V4H198ZM247 3V2H246ZM257 3H259V1L257 2ZM256 3V4H257ZM2 4V3H1ZM0 4V5H1ZM26 4V3H25ZM25 4H22V5H24V7L26 6ZM35 4V3H34ZM41 4H39L40 6H41ZM46 4V3H45ZM58 4V3H57ZM65 4H66V2H65ZM86 4V3H85ZM182 4V5H183ZM187 4V3H186ZM185 4V5H186ZM209 4L211 5V3L209 2ZM227 4H229V3H226V6H227ZM244 4V3H243ZM252 4V3H251ZM4 5V4H3ZM6 5V4H5ZM11 5V4H10ZM20 5V4H19ZM179 5V4H178ZM182 5H180L181 7H182ZM200 5V4H199ZM207 5V4H206ZM235 5V4H234ZM2 6V5H1ZM18 6V5H17ZM17 6H15V7H17ZM31 6V5H30ZM36 5H34L33 6V8L31 7V9H36V8H34ZM43 6V5H42ZM45 6H48V4H46ZM70 6V5H69ZM74 6V5H73ZM83 6V5H82ZM248 6V5H247ZM246 6V7H247ZM251 6V5H250ZM256 6V5H255ZM263 6H264V4H263ZM6 7V6H5ZM8 7V6H7ZM14 7V8H15ZM24 7H23V10H25L24 9ZM27 8L29 7V5L28 6H26ZM37 7V9H36V11L38 10V11H40V9H42V8H40V9H38V5L36 6ZM55 7H57L56 5H55ZM55 7H53V8H55ZM70 7H72V6H70ZM75 7H79V6H75ZM207 7H209V6H207ZM206 7V8H207ZM217 7H219V5H217ZM234 7V6H233ZM238 7V6H237ZM244 7V6H243ZM13 8V10H15ZM19 8H21V5H20V7ZM19 8L17 9V10H19ZM190 8V7H189ZM192 8V7H191ZM190 8V9H191ZM204 9H205V6L203 7ZM202 8V9H203ZM210 8V7H209ZM216 8V7H215ZM252 8V7H251ZM255 8V7H254ZM9 9H11V8H9ZM9 9H7V12L9 11ZM29 9V8H28ZM46 9V8H45ZM50 9H52L50 6H49V10ZM57 9V8H56ZM76 9V8H75ZM80 9V8H79ZM85 9V10H86ZM186 9H188V8H186ZM193 9V8H192ZM194 9H196V8H194ZM211 9V11L210 12H212V8H210ZM217 9V8H216ZM216 9H214V11H216ZM221 9V8H220ZM233 9V8H232ZM245 9V8H244ZM2 10V9H1ZM4 10H6V9H4ZM31 11V12H35V13H37L36 11ZM44 10V9H43ZM42 10V11H43ZM53 10H55V9H53ZM78 9H76V11H77ZM168 10H170V11H168ZM177 10V9H176ZM200 10H201V8H200ZM230 10H231V8H230ZM241 10V9H240ZM253 10V9H252ZM251 10V11H252ZM257 10V9H256ZM259 10H261L260 9V7H259V9L257 10V11H259ZM45 11V13H46V11L47 10H44ZM43 11V12H44ZM70 11V10H69ZM73 11H75V10H73ZM88 11V10H87ZM195 11V10H194ZM196 11H197V13H198V9H196ZM195 11V12H196ZM202 11V10H201ZM208 11H209V9H208ZM228 11V10H227ZM227 11H225L226 12V14H227ZM247 11H250V10H247ZM254 11V10H253ZM256 11V12H257ZM20 12H22L21 10H19V12L18 13H20ZM25 12V11H24ZM112 12V13H113ZM185 12H186V10H185ZM200 12V11H199ZM205 11H203V13H204ZM245 12V11H244ZM4 13V12H3ZM32 13V14H33ZM34 13V14H35ZM51 14H53L52 12H50ZM74 13V12H73ZM202 13V14H203ZM254 13V12H253ZM8 13H6V15H7ZM10 14V13H9ZM26 14L27 15H25V16H27L26 18H28V15L30 14V13H28V11L26 12ZM32 14L31 15H29V16H32ZM38 14V16H39V14L40 13H37ZM44 14V13H43ZM43 14H40V16H43ZM47 14V13H46ZM49 14V13H48ZM87 14V13H86ZM91 14H93L92 12H90V15ZM98 14V15H99ZM111 14V13H110ZM114 14V13H113ZM200 14H201V12H200ZM212 14V13H211ZM225 14V15H226ZM244 14V13H243ZM17 15V14H16ZM20 15H22L21 13H20ZM54 15V14H53ZM94 16H95V14H93ZM112 15V14H111ZM119 15V16H120ZM178 15H179V13H178ZM183 15V14H182ZM182 15H180V16H182ZM185 15H187V14H185ZM192 15V14H191ZM198 15V14H197ZM208 14H206V16H207ZM215 14H213V16H214ZM216 15H218V13L216 12ZM219 15H220V13H219ZM256 15V14H255ZM5 16V15H4ZM11 16H12V14H11ZM24 16V17H25ZM33 16H35V15H33ZM45 16H48V15H44V17ZM50 16V15H49ZM49 16L47 17L48 19H49ZM66 16V15H65ZM71 16V15H70ZM74 16V15H73ZM100 16V15H99ZM106 16H109L108 14L106 15ZM166 16V15H165ZM167 16H168V14H167ZM242 16V15H241ZM253 16V18H254V14L252 15ZM0 17H2L1 15H0ZM8 17H10V15L8 16ZM44 17H42V18H44ZM50 17H52V21L53 22H55L56 23V21H54V20H56V19H54L53 20V17L54 16H50ZM122 17V16H121ZM121 17H118L117 16V18L118 19H120ZM168 17H170V16H168ZM175 17H177V16H175ZM184 18H185V20H186V18H187V20L191 17H189L188 15L187 16H183ZM195 17V16H194ZM218 17H221V16H218ZM225 17V16H224ZM4 18H6V17H4ZM13 18V17H12ZM14 18H15V16H14ZM22 18H23V16H22ZM33 18V17H32ZM32 18H30L31 20H32ZM39 18V17H38ZM46 18V19H47ZM69 19H70V17H68ZM80 18H81V15H80ZM102 18H103V16H102ZM104 18H105V16H104ZM166 18V17H165ZM179 18H181V17H179ZM178 18V19H179ZM200 18V17H199ZM207 17H205V19H206ZM211 18L213 19V17L211 16ZM222 18V17H221ZM8 19V18H7ZM10 19V18H9ZM16 19H19V18H16ZM15 19V20H16ZM30 19H28V20H30ZM45 19V18H44ZM43 19V20H44ZM48 19H47V22H48ZM71 19H74L73 17L71 18ZM70 19V21L69 22H75L74 20H71ZM76 19V18H75ZM97 19H98V17H97ZM111 19H112V17H111ZM117 19V20H118ZM172 18H169V20H171ZM191 19V18H190ZM194 19V18H193ZM192 19V20H193ZM209 19V18H208ZM208 19H206V20H208ZM216 19H218L217 18V16H216ZM4 20H6V19H4ZM22 20V19H21ZM25 20V19H24ZM27 20V19H26ZM30 20V21H31ZM38 20H41L40 18L38 19ZM37 19H36V22L38 21ZM50 20H51V18H50ZM50 20H49V25H50ZM59 20V19H58ZM77 20H80V19H77ZM76 20V21H77ZM81 20H82V18H81ZM86 21L88 20V19H85ZM92 20V19H91ZM102 20H104V19H102ZM175 20H177V19H174V21ZM181 20V19H180ZM183 20V19H182ZM191 20V21H192ZM204 20V19H203ZM211 20V19H210ZM214 20V19H213ZM0 21H2L1 19H0ZM19 21H20V19H19ZM46 20H44V22H45ZM67 21V22H68ZM95 21V20H94ZM93 21V22H94ZM100 21V20H99ZM119 21V23H120V20H118ZM117 21V22H118ZM123 20H121V22H122ZM184 21V20H183ZM190 21V20H189ZM191 21H190V23H191ZM194 21V20H193ZM212 21V20H211ZM218 21H219V19H218ZM217 21V22H218ZM224 21H227V20H224ZM13 22H14V20H13ZM17 22V21H16ZM21 22V21H20ZM24 22H26V21H24ZM23 22V20H22V23H24ZM29 22V21H28ZM27 22V23H28ZM41 22V24H43L44 22H42V21H40ZM47 22H45V24L47 23ZM68 22V23H69ZM79 23V25H81L82 26V24L80 23L81 21H78ZM84 22V21H83ZM88 22V21H87ZM103 22H105V20L103 21ZM185 22V21H184ZM184 22H183V24H184ZM187 22V21H186ZM196 22V21H195ZM199 22V21H198ZM197 22V23H198ZM204 22H205V20H204ZM208 21H206V23H207ZM214 21H212V23H213ZM2 23V22H1ZM12 23V22H11ZM10 23V24H11ZM58 23V22H57ZM64 23H65V21H64ZM89 23V22H88ZM106 23V22H105ZM112 23H113V20H112ZM128 23V25H129V23H130V25H132L133 26V24H131L132 23V21L130 22V21H128L127 22ZM172 23V22H171ZM178 23H180V22H178ZM189 23V24H190ZM215 23V22H214ZM226 23V22H225ZM3 25L4 24H8L7 23V20H6V23H5V21L2 23ZM33 24V23H32ZM31 24V25H32ZM71 24V23H70ZM83 24H85V23H83ZM93 24V23H92ZM136 24V25H135ZM182 24V23H181ZM187 25H188V22L186 23ZM200 24V23H199ZM218 24V23H217ZM237 24V23H236ZM248 24H250V23H248ZM9 25V24H8ZM13 25H17V23H15V24H13ZM21 25V24H20ZM25 25H27V24H25L24 23V26ZM28 25H30L29 23H28ZM34 25V24H33ZM40 25V24H39ZM38 25V27L40 28V26ZM47 25V24H46ZM49 25H47V27L49 26ZM59 25H61V24H59ZM65 25V24H64ZM75 25H77V24H75ZM87 25V24H86ZM90 25V24H89ZM97 24H94V25H90V27L91 26H93V29L95 28V30L97 29V27H98V25L96 26ZM162 25V24H161ZM161 25H159V26H161ZM168 24H166V26H167ZM186 25V26H187ZM231 25V24H230ZM22 27H23V25H21ZM43 28L45 27V26H43V25H41ZM80 26V27H81ZM95 26V27H94ZM103 26V25H102ZM165 26V25H164ZM165 26V27H166ZM191 26L193 27V25L191 24ZM190 26V27H191ZM195 26V25H194ZM197 26H199L198 24H197ZM201 27H202V25H200ZM204 26H206V25H204ZM208 26H210V24L209 25H207L206 27H205V29L208 27ZM1 27H3V26H1ZM17 27H19V26H17ZM26 27V26H25ZM61 27H62V29L64 28V26H62L61 25ZM78 27V26H77ZM76 27V28H77ZM82 27H84V25L82 26ZM88 27V26H87ZM119 27V26H118ZM125 27L127 28L128 26L127 25H125ZM154 27V26H153ZM182 28H183V26H181ZM181 27H179V28H181ZM191 27V28H192ZM196 27V26H195ZM215 27V26H214ZM213 27V28H214ZM219 27V26H218ZM238 27V26H237ZM4 28H5V26H4ZM29 28H32V26L30 27L29 26ZM46 28V27H45ZM49 28V27H48ZM51 28H52V26H51ZM66 28H67V25H66ZM71 28H73V27H70V29ZM74 28H75V26H74ZM75 28V29H76ZM92 28V27H91ZM126 28H122L123 29V31L125 32V29ZM128 28H130V26L128 27ZM127 28V29H128ZM159 29H160V27H158ZM169 28H171L170 26H169ZM173 28H178V25H176L175 27H174V24H173ZM173 28H171V30H173ZM262 28V27H261ZM7 29V28H6ZM16 29V28H15ZM36 28H34V29H32L31 30V32L33 31V30H35ZM78 29V28H77ZM81 28H79V30L78 31H80V32H82V33H84L83 31H81V30H83V29H85V28H82L81 30H80ZM100 29V28H99ZM98 29V30H99ZM106 29H108V28H106ZM105 29V30H106ZM113 29V28H112ZM117 29V28H116ZM132 29V28H131ZM137 29V28H136ZM140 29H142V27L140 28ZM147 29V28H146ZM196 29V28H195ZM248 29V28H247ZM1 30V29H0ZM2 30H4V29H2ZM8 30V29H7ZM10 30V29H9ZM17 30H19V29H17ZM25 30H27V29H25ZM43 30V29H42ZM47 30V29H46ZM66 30V29H65ZM110 30V29H109ZM128 30H130V29H128ZM128 30H126V31H128ZM145 30V29H144ZM153 30V29H152ZM167 30V29H166ZM192 31L193 32V29H189V31ZM209 30H213V29H209ZM208 29H207V31H209ZM218 30V29H217ZM217 30H215L216 31V33L217 32H219V31H217ZM5 31V30H4ZM3 31V32H4ZM22 31V30H21ZM29 31V30H28ZM37 31H38V29H37ZM60 31V30H59ZM122 31V30H121ZM122 31V33H124ZM132 31H134V29H132ZM143 30H141V34L142 35H144V32H142ZM149 31V30H148ZM148 31H147V33L146 34H148ZM154 31V30H153ZM152 31V32H153ZM159 31V33H160V31L161 30H158ZM176 31V30H175ZM179 31V30H178ZM177 31V32H178ZM184 31V30H183ZM188 31V32H189ZM191 31H190V33H191ZM196 31H199V30H196ZM10 32V31H9ZM48 32H50V30L48 31ZM66 32V31H65ZM70 32V31H69ZM76 32V31H75ZM80 32H78V35H81V34H79ZM94 33L95 32H97V31H93ZM101 33H102V31H100ZM103 32H104V30H103ZM130 34H127V36L128 35H132V32L131 31H128ZM128 32H126V33H128ZM154 32H156V31H154ZM153 32V33H154ZM166 32V31H165ZM164 32V33H165ZM187 32V31H186ZM187 32V33H188ZM211 32H213V31H211ZM52 34H54V32L52 31L51 32ZM56 33V32H55ZM71 33V32H70ZM92 33V32H91ZM98 33V32H97ZM100 33V34H101ZM105 33H108V31L107 32H105ZM116 33V32H115ZM135 33V35H136V32H134ZM150 33H151V31H150ZM149 33V34H150ZM153 33H151V34H153ZM158 33V32H157ZM156 33V34H157ZM158 33V34H159ZM162 33V32H161ZM167 33L169 34V31H167ZM193 33H195V32H193ZM192 33V34H193ZM199 33V32H198ZM203 33H204V31H203ZM215 33V32H214ZM238 33V32H237ZM245 33V32H244ZM25 33H23V35H24ZM26 34H28L27 32H26ZM66 34V33H65ZM85 34V33H84ZM83 34V37L85 36ZM104 34V33H103ZM111 36H113V33L111 32ZM121 34V33H120ZM145 34V35H146ZM148 34V35H149ZM156 34L154 35L155 36V38L157 37V36H159L160 37V34L158 35L157 34V36H156ZM163 34V33H162ZM168 34H167V38H168ZM174 33H172V35H173ZM176 34V33H175ZM189 34V33H188ZM197 34V33H196ZM202 36H205V35H203L202 34V29H201V33H200ZM205 34H206V31H205ZM210 34V32L207 34V35H209ZM246 34V33H245ZM251 34H253V33H250V35ZM258 34V33H257ZM3 34L1 33V36H2ZM18 35V34H17ZM68 35V34H67ZM70 35V34H69ZM73 35V34H72ZM71 35V36H72ZM97 35V34H96ZM96 35H94V37L96 36ZM117 35V34H116ZM134 35V36H135ZM139 35V34H138ZM138 35H136V36H138ZM145 35H144V37H145ZM147 35V36H148ZM201 35H199L198 34V36L197 37H199V38H201L200 36ZM215 35V34H214ZM223 35V34H222ZM233 35V34H232ZM249 35V34H248ZM260 35V34H259ZM30 36V35H29ZM54 36V35H53ZM66 36V35H65ZM74 36V35H73ZM99 36H101V35H99ZM106 36H107V34H106ZM110 36V37H111ZM147 36L145 37V38H147ZM152 36V35H151ZM181 36V35H180ZM193 36V35H192ZM216 36V35H215ZM215 36L213 37V38H215ZM241 36V35H240ZM239 36V37H240ZM246 37H247V35H245ZM252 36H254V35H252ZM252 36H250V37H252ZM257 36V35H256ZM255 36V37H256ZM4 37V36H3ZM25 37V36H24ZM55 37V36H54ZM60 37V36H59ZM76 37V36H75ZM87 37V36H86ZM93 37V36H92ZM117 37H118V35H117ZM122 37V36H121ZM124 37V36H123ZM122 37V38H123ZM126 37V36H125ZM124 37V38H125ZM128 37H130V36H128ZM127 37V38H128ZM143 37V38H144ZM150 37V36H149ZM162 37H163V35H162ZM164 37H166V36H164ZM171 37V34H170V36H169V41L171 42V40H172V38H170ZM173 37V36H172ZM190 37H191V35H190ZM197 37H195V39H197ZM206 37V36H205ZM246 37H244V38H246ZM255 37H253V38H255ZM262 37H263V34H262ZM1 38V37H0ZM27 38H28V36H27ZM72 38V37H71ZM79 38V37H78ZM80 38L81 39H84V38H82L81 36H80ZM96 38V37H95ZM116 38V37H115ZM137 38V37H136ZM135 38V39H136ZM140 38V37H139ZM139 38H137L138 39V43H137V45L139 46L140 45V43H141V41H143V39L141 40V39H139ZM153 37H151V39H152ZM154 38V39H155ZM158 38V37H157ZM167 38H166V40L164 41V43L166 42V41H168L167 40ZM198 38V39H199ZM204 38V37H203ZM212 38V39H213ZM238 38V37H237ZM236 37L234 38V39H237ZM26 39V38H25ZM34 39V38H33ZM54 39V38H53ZM99 39V38H98ZM111 39V38H110ZM114 39V38H113ZM132 40H133V43H131L130 42V38H129V40H127V41H129L131 44H133V46H134V42H136L135 40H134V38H131ZM149 39V38H148ZM163 38H160L159 40H162ZM171 39V40H170ZM181 39H182V37H181ZM186 39H188L187 37H186ZM191 40L192 39H194L193 37L192 38H190ZM187 40V41H191V40ZM202 39V38H201ZM233 39V38H232ZM249 39V38H248ZM30 40V39H29ZM28 40V41H29ZM56 40V39H55ZM76 40H78L79 41V39H76ZM95 40V39H94ZM106 40V39H105ZM117 40H119V39H117ZM139 40H141L140 42H139ZM156 40V39H155ZM185 40V39H184ZM210 40V39H209ZM221 40V39H220ZM219 40V41H220ZM239 40H240V38H239ZM244 40V39H243ZM242 40V41H243ZM246 40V39H245ZM251 40H253V39H251ZM262 40V39H261ZM22 41V40H21ZM27 41V42H28ZM40 41V40H39ZM38 41V42H39ZM47 41H48V39H47ZM83 41H85V40H83ZM87 41V40H86ZM85 41V42H86ZM107 41H110V40H106V41H103L104 43L105 42H107ZM158 41V40H157ZM168 41V42H169ZM180 41V40H179ZM199 41H201V40H199ZM208 40H206V42H207ZM219 41H217V45H219L218 44V42ZM237 41V40H236ZM242 41H240V43H244V44H246L247 45V43H246V41L244 42H242ZM20 42V41H19ZM44 42H45V40H44ZM43 42V43H44ZM54 42V41H53ZM63 42V41H62ZM61 42V45L63 44ZM67 42V41H66ZM65 42V43H66ZM73 42V41H72ZM81 42V41H80ZM91 42V41H90ZM119 42H120V40H119ZM163 42V41H162ZM173 42H174V39H173V41H172V44H173ZM178 42V41H177ZM196 43H197V41H195ZM205 42V41H204ZM209 42V41H208ZM207 42V43H208ZM212 42H214V41H211V43ZM222 42H223V39H222ZM233 42H234V40H233ZM232 42V44H234ZM251 42V41H250ZM263 42V41H262ZM12 43V42H11ZM31 43V42H30ZM29 43V44H30ZM34 43V42H33ZM54 43H56V41L54 42ZM64 43V44H65ZM74 43H76L77 44V42L76 41H74ZM79 43V42H78ZM87 43V42H86ZM112 43V42H111ZM113 43H116V42H113ZM122 43V42H121ZM128 43V42H127ZM148 43V42H147ZM146 43V44H147ZM158 43V42H157ZM156 43V44H157ZM187 43V42H186ZM191 43V42H190ZM189 43V44H190ZM195 43V44H196ZM200 43V42H199ZM216 43V42H215ZM221 43V42H220ZM224 43H225V41H224ZM239 43V42H238ZM238 43H235V46H236V48H240V47H237V45L236 44H238ZM249 43V42H248ZM254 42H252L251 44H253ZM35 44V43H34ZM39 43H37V45H38ZM68 44V43H67ZM108 44V43H107ZM118 45H120L119 43H117ZM116 44V45H117ZM129 44V43H128ZM130 44V45H131ZM136 44V43H135ZM151 44V42L149 43V45ZM160 44H162V43H160ZM159 44V45H160ZM170 44V43H169ZM177 44V43H176ZM185 44V43H184ZM188 44V45H189ZM201 44V43H200ZM200 44H198L199 46H200ZM213 44V43H212ZM250 44V43H249ZM248 44V45H249ZM256 44V43H255ZM47 45H49V44H47ZM69 45H70V42H69ZM74 45V44H73ZM81 45V44H80ZM96 45V44H95ZM98 45V44H97ZM159 45H157V47H161V45L159 46ZM165 44H163V46H164ZM171 45V44H170ZM174 45V44H173ZM188 45H187V47H188ZM193 45V44H192ZM202 45V44H201ZM207 45V44H206ZM216 45V44H215ZM221 45V44H220ZM224 45V44H223ZM230 45V44H229ZM228 45V46H229ZM240 45V44H239ZM259 45V44H258ZM39 46H41V45H39ZM56 46V45H55ZM75 46V45H74ZM112 46V45H111ZM114 46V45H113ZM123 46H125L126 47V44H124ZM129 46V45H128ZM132 46V47H133ZM136 46V45H135ZM134 46V47H135ZM146 46V45H145ZM163 46H162V48H163ZM177 46V45H176ZM176 46H170V47H176ZM181 46V45H180ZM191 46V45H190ZM199 46H197V48H200ZM211 46V45H210ZM213 46V45H212ZM226 46V45H225ZM252 46V45H251ZM263 46V45H262ZM69 47V46H68ZM84 48H86L85 46H83ZM89 48H93V43L92 44H90L89 46H88ZM104 47V46H103ZM106 47V46H105ZM115 47V49H116V46H114ZM132 47H131V49H132ZM165 47V46H164ZM169 47V46H168ZM193 47V46H192ZM192 47H189L188 49V52L190 51V48H192ZM202 47V46H201ZM216 47V46H215ZM224 47V46H223ZM233 47H234V45H233ZM256 47V46H255ZM45 48H46V46H45ZM64 48H65V46H64ZM76 48V47H75ZM100 48V47H99ZM107 48H108V46H107ZM111 48V47H110ZM113 48V47H112ZM112 48L110 49V50H112ZM120 48H121V46L119 47V49L117 48L116 50H120ZM142 48V47H141ZM145 48V47H144ZM159 48H156V49H158L159 50ZM162 48H161V50H159V51H162ZM182 48V47H181ZM194 48V50H195V48H196V46L195 47H193ZM193 48H192V50H193ZM203 49L205 48V47H202ZM213 48V47H212ZM226 48V47H225ZM228 48H231L230 46L228 47ZM235 48V47H234ZM245 48H247V47H245ZM253 48H254V46H253ZM258 48V47H257ZM28 49H30V48H28ZM27 49V50H28ZM40 49H42V48H40ZM48 49V48H47ZM46 49V50H47ZM56 49V48H55ZM74 49V48H73ZM77 49V48H76ZM79 49V48H78ZM101 49V48H100ZM136 48H134V50H135ZM143 49V48H142ZM156 49H155V51H156ZM171 49V48H170ZM178 49V48H177ZM183 49V48H182ZM201 49V48H200ZM205 49H208V48H205ZM244 48H242V50H243ZM248 49H250V48H248ZM259 49H261V48H259ZM259 49H258V51H259ZM263 49V48H262ZM87 50V49H86ZM95 50H97V49H95ZM94 50V51H95ZM99 50V49H98ZM103 50V49H102ZM122 50V49H121ZM125 49H123V51H124ZM130 50V49H129ZM129 50L127 49L126 51H128L129 52ZM144 50V49H143ZM185 50V49H184ZM193 50V51H194ZM199 49H197V51H198ZM218 50V49H217ZM233 50H235V49H233ZM241 50V51H242ZM246 50V49H245ZM264 50V49H263ZM81 51V50H80ZM90 51V50H89ZM105 51V50H104ZM103 51V52H104ZM113 51H114V48H113ZM125 51V52H126ZM132 51H133V49H132ZM132 51H130V53H132ZM154 51V52H155ZM158 51V52H159ZM200 51H203V50H200ZM205 51V50H204ZM230 51V50H229ZM229 51H228V53H229ZM241 51H239V53H241ZM257 51V50H256ZM76 52V51H75ZM83 52V51H82ZM106 52V51H105ZM118 52V51H117ZM117 52H116V54H117ZM135 52V51H134ZM136 52H137V50H136ZM135 52V53H136ZM147 52V51H146ZM153 52V53H154ZM163 52V51H162ZM170 52V51H169ZM179 52H181L180 51V49H179ZM209 52V51H208ZM211 52V51H210ZM209 52V53H210ZM220 53V51H216L215 53ZM238 52V51H237ZM254 52V51H253ZM44 53V52H43ZM42 53V54H43ZM45 53H46V51H45ZM50 53H51V51H50ZM87 53V52H86ZM90 53V52H89ZM88 53V54H89ZM96 53V52H95ZM111 53H112V51H111ZM110 53V54H111ZM115 52H113V54H114ZM119 53V52H118ZM130 53H128V55L130 54ZM170 53H172V52H170ZM183 53V52H182ZM195 53V52H194ZM197 53H199V55H200V57H202L201 56V52H197ZM207 52H205V54H206ZM208 53V54H209ZM224 53V52H223ZM243 53V52H242ZM241 53V54H242ZM247 53V52H246ZM5 54V53H4ZM18 54V53H17ZM53 54H54V52H53ZM108 54V53H107ZM115 54V55H116ZM119 54H121V53H119ZM157 54V51L155 52V55ZM191 53L189 52V54L188 55H190ZM202 54H204V53H202ZM214 54V53H213ZM213 54L211 55V53H210V56H213ZM221 54L222 53H220V55L219 54H215V57H214V59H216V57L218 58V60L220 59L218 56H220L221 57ZM253 54V53H252ZM264 54V53H263ZM263 54H261V56L263 55ZM64 55V54H63ZM82 55V54H81ZM96 55V54H95ZM94 55V56H95ZM115 55H113V56H115ZM124 55H126V54H124ZM141 55V54H140ZM151 54H150V52H149V55L148 56H150ZM164 55H165V52H164ZM172 55H173V53H172ZM187 55V54H186ZM185 55V56H186ZM197 55V54H196ZM196 55H191V56H194V58H195V56ZM207 55V54H206ZM216 55H218V56H216ZM224 55V54H223ZM232 55V54H231ZM238 55V54H237ZM258 55V54H257ZM257 55H255L254 57L255 58H259ZM30 56V55H29ZM44 56V55H43ZM55 56V55H54ZM57 56H58V54H57ZM56 56V57H57ZM65 56V55H64ZM74 56V55H73ZM72 56V57H73ZM117 56V55H116ZM120 57L122 56V55H119ZM131 56V55H130ZM165 56H168L169 57V54L167 55H165ZM179 56H180V54H179ZM191 56H189V58L191 57ZM243 56H246V55H243ZM243 56H241V58L240 59H242V57ZM247 56H249V54L247 55ZM246 56V57H247ZM253 56V55H252ZM17 57V56H16ZM133 57H134V55H133ZM161 57H162V55H161ZM178 57V56H177ZM198 57V56H197ZM196 57V58H197ZM203 57H205V55L203 56ZM229 57V56H228ZM233 57H236V56H233ZM232 57V59H236V58H233ZM239 57V56H238ZM263 57V60L262 59H260L261 61H258L257 59H250L249 57H247L249 60H251V62H252V60H257L258 62H261L262 63V67L264 66V64H263V62L262 61H264V56H262ZM33 58V57H32ZM35 58V57H34ZM55 58V57H54ZM78 58H81V59H83V60H89V61H92L94 58H93V55L92 54H90V56L88 57L87 55H83V56H79ZM100 58V57H99ZM101 58H103V56L101 57ZM117 58V57H116ZM115 58V59H116ZM135 59H136V57H134ZM134 58H132V60L134 59ZM157 58V57H156ZM163 58V57H162ZM161 58V59H162ZM186 58V57H185ZM206 58V57H205ZM208 58L209 57H207L206 58V60L204 59V61L206 62L207 60H208ZM225 58V57H224ZM231 58V57H230ZM229 58V59H230ZM246 58V59H247ZM20 59V58H19ZM96 59V58H95ZM104 59V58H103ZM107 59V58H106ZM109 59V58H108ZM110 59H113V57L111 58V56H110ZM127 59V58H126ZM129 59V58H128ZM143 59V58H142ZM152 59H153V57H152ZM151 59V60H152ZM192 59V58H191ZM201 60L203 59V58H200ZM211 58H209V60L207 61L208 63H210L209 61H211L210 60ZM213 59V60H214ZM228 58H227V56H226V60H227ZM239 59V62L241 61ZM245 58L242 60V62L241 63H243V61H245L246 60ZM248 59H247V61H248ZM18 60V59H17ZM29 60V59H28ZM77 60V59H76ZM148 60V59H147ZM150 60V61H151ZM155 60V59H154ZM157 60V59H156ZM155 60V61H156ZM167 60V59H166ZM173 60V59H172ZM180 60V59H179ZM194 60H197V59H194ZM194 60L192 59V62H194ZM212 60V61H213ZM221 60V59H220ZM223 60V59H222ZM40 61V60H39ZM59 61V60H58ZM58 61L56 60V63H58ZM109 61H111V60H109ZM129 61V60H128ZM144 60H142V61H138L139 63H141V62H143ZM159 61V60H158ZM169 61V60H168ZM224 61V60H223ZM222 61V62H223ZM229 61V60H228ZM231 61V60H230ZM232 61H234V60H232ZM236 61V60H235ZM21 62V61H20ZM28 62V61H27ZM112 62H114V60H112ZM111 62V63H112ZM132 62V61H131ZM134 62V61H133ZM152 62V61H151ZM157 62V61H156ZM166 63H167V61H165ZM174 62H176V61H174ZM178 62V61H177ZM196 62V61H195ZM194 62V63H195ZM202 62V61H201ZM203 63V64H205V66H206V63ZM214 62V61H213ZM216 62V61H215ZM214 62V63H215ZM220 62V61H219ZM24 63V62H23ZM30 63H31V61H30ZM51 63V62H50ZM50 63H49V65H50ZM81 63V62H80ZM101 63V62H100ZM106 63V62H105ZM110 62H108V60H107V64H109ZM122 63V62H121ZM144 63H147V62H144ZM144 63H143V66H144ZM162 63H164V62H162ZM168 63H170V62H168ZM197 64H199V62H196ZM213 63V64H214ZM240 63V64H241ZM253 63V62H252ZM251 63V64H252ZM59 64L60 63H58V66H59ZM66 64V63H65ZM83 64V63H82ZM88 64V63H87ZM102 64V63H101ZM149 64H150V62H149ZM174 64V63H173ZM176 65H178L177 63H175ZM233 64V63H232ZM237 63H235V65H236ZM248 64V63H247ZM250 64V63H249ZM253 64H255V62L253 63ZM252 64V65H253ZM258 64V63H257ZM256 64V65H257ZM12 65V64H11ZM29 65H31V64H29ZM70 65V64H69ZM89 65V64H88ZM129 65V67L128 68H130V70L131 71H133L132 70V68L133 67H135V66H133L132 68L130 67V64H128ZM133 65H134V63H133ZM146 65V64H145ZM157 65V64H156ZM155 65V66H156ZM167 65V64H166ZM191 65H196V64H190L189 63V70H190V68H191V72H192V70L193 71H195V70H197V68L195 69V67L194 68H192V66ZM210 65H212V64H210ZM215 65H218V62H216V64ZM229 65V64H228ZM228 65H226V66H228ZM231 65V64H230ZM243 65V64H242ZM260 65V64H259ZM23 66V65H22ZM25 66H27V64L25 65ZM87 66V65H86ZM127 66V65H126ZM168 66H170V64H168ZM172 66H174V65H172ZM188 66V65H187ZM191 66V67H190ZM204 66V67H205ZM213 66V65H212ZM221 67V64L220 65H218L217 67ZM225 66V67H226ZM232 66H234V65H232ZM247 66V65H246ZM251 66V65H250ZM261 66V65H260ZM32 67H33V64H32ZM62 67V66H61ZM73 67V66H72ZM80 67V66H79ZM108 67H110V64L108 65ZM114 66H112V68H113ZM136 67L139 69L140 68V66L138 67V65H136ZM142 67V66H141ZM150 67V66H149ZM163 67H167V66H163ZM197 67H198V65H197ZM199 67L201 68V67H203V66H201L200 64H199ZM198 67V68H199ZM243 67V66H242ZM253 67H254V65H253ZM256 67V66H255ZM261 67V68H262ZM116 68H118V67H116ZM122 68H124V66L122 67ZM159 69L161 68V67H158ZM167 68H169V67H167ZM208 68V66L206 67V69ZM222 68H223V64H222ZM229 68V67H228ZM227 68V69H228ZM232 68V67H231ZM236 68H238V67H236ZM240 68H241V66H240ZM240 68H239V70H240ZM246 68V67H245ZM250 68H252V67H250ZM260 68V70H262ZM264 68V67H263ZM52 69V68H51ZM60 69V68H59ZM90 69V68H89ZM114 69V68H113ZM138 69H136V70H138ZM158 69V70H159ZM163 69V68H162ZM165 69V68H164ZM163 69V70H164ZM171 69V68H170ZM169 69V70H170ZM175 69V68H174ZM173 69V70H174ZM209 69V68H208ZM218 69V68H217ZM221 69V68H220ZM219 69V70H220ZM227 69H225V70H227ZM233 70H234V68H232ZM232 69H230V72L232 71ZM246 69H249V67H247ZM256 68H254V70H255ZM258 69H259V67H258ZM22 70V69H21ZM20 70V71H21ZM71 70H72V68H71ZM102 70V69H101ZM120 70H123L124 71V73H125V75H126V73H127V76H129L128 74H130V72H128L127 70V67H126V70H124V69H119V70H117L118 72H120ZM161 70V69H160ZM163 70H161L162 72H163ZM168 70V69H167ZM176 70H178V69H176ZM210 70V69H209ZM224 70V71H225ZM236 70V69H235ZM242 70H243V68H242ZM241 70V71H242ZM245 70V69H244ZM243 70V71H244ZM252 70H253V68H252ZM50 71V70H49ZM90 71V70H89ZM144 71L145 70H143V74H144ZM160 71V72H161ZM166 71V70H165ZM180 71V70H179ZM238 71V70H237ZM246 71L247 70H245V77H246V75L247 74H249L250 73V75H251V73H252V71L250 72V70L249 71H247V72H249V73H247L246 74ZM255 71H257V70H255ZM30 72V71H29ZM33 72V71H32ZM57 72H58V70H57ZM60 72V71H59ZM64 72V71H63ZM72 72V71H71ZM102 72V71H101ZM122 72V71H121ZM142 72V71H141ZM159 72V73H160ZM169 72H171V71H169ZM173 72V71H172ZM190 72V73H191ZM205 72H207V70L205 71ZM236 72V71H235ZM239 73H240V71H238ZM261 72H263V71H261ZM261 72L259 71V73L261 74ZM34 73H36V71L34 72ZM33 73V74H34ZM74 73V72H73ZM73 73H71V74H73ZM92 73H93V71H92ZM104 73V72H103ZM102 73V74H103ZM109 73V72H108ZM115 73V72H114ZM117 73V72H116ZM132 73V72H131ZM137 73V72H136ZM176 73H178V71L176 72ZM181 73V72H180ZM183 73V72H182ZM189 73V72H188ZM220 73V72H219ZM232 73V72H231ZM234 73V72H233ZM232 73V74H233ZM237 73V72H236ZM243 73L244 72H241L240 73V75L242 74L243 75ZM258 73V74H259ZM264 73V72H263ZM102 74H100V75H102ZM112 74H113V72H112ZM146 74V73H145ZM154 74H155V78H156V72H154ZM153 74V75H154ZM201 74V73H200ZM227 74V73H226ZM232 74H230V75H232ZM254 74V73H253ZM253 74H252V76H253ZM258 74H256V76L258 75ZM260 74L258 75V77L260 76ZM62 75H64V74H62ZM109 75V74H108ZM122 74H120V76H121ZM125 75H123V76H125ZM141 75H142V73H141ZM141 75H139L138 74V76H141ZM157 75H158V72H157ZM178 75V74H177ZM180 75V74H179ZM182 75V74H181ZM180 75V76H181ZM190 75V74H189ZM220 75V74H219ZM228 75V74H227ZM233 75H236V74H233ZM241 75V76H242ZM24 76V75H23ZM34 76V75H33ZM60 76H61V74H60ZM81 76V75H80ZM105 76V75H104ZM110 76V75H109ZM135 76V75H134ZM187 76V75H186ZM185 76V77H186ZM192 76V75H191ZM193 76H195L194 75V73H193ZM210 76H211V74H210ZM221 76H223L222 75V72H221ZM239 76V75H238ZM244 76V75H243ZM264 76V75H263ZM7 77V76H6ZM107 78H110V77H108V76H106ZM113 77V76H112ZM131 77V76H130ZM129 77V78H130ZM143 77H145V75L143 76ZM142 77V78H143ZM166 77V76H165ZM175 77H176V75H175ZM179 77V76H178ZM184 77V78H185ZM213 77H215L214 75H213ZM218 76H216L214 79L216 80V78H217ZM234 77V76H233ZM236 77V76H235ZM240 77V76H239ZM261 77V76H260ZM70 78V77H69ZM102 78V77H101ZM122 78H124V77H122ZM129 78H128V80H129ZM136 78H138L137 76H136ZM141 78V77H140ZM181 78V77H180ZM188 78H189V76H188ZM212 78V77H211ZM220 78V77H219ZM236 78H238V77H236ZM244 78V77H243ZM254 79L256 78V77H253ZM33 79V78H32ZM95 79V78H94ZM111 79H114V78H111ZM125 79V78H124ZM131 79V78H130ZM133 79H135V78H132V80H130L129 82H131V81H134ZM149 79V78H148ZM161 79V77L159 78V80ZM163 79V78H162ZM169 79H170V77H169ZM234 78H232V80H233ZM245 79V78H244ZM248 79V78H247ZM263 79L264 78H262L261 79V81H263ZM82 80V79H81ZM96 80H97V78H96ZM101 80V79H100ZM105 80V79H104ZM107 80V79H106ZM114 80H116V79H114ZM138 80V79H137ZM146 80H147V78H146ZM157 80V79H156ZM177 80H178V78H177ZM185 80L187 81V78H185ZM213 80V79H212ZM213 81V83L215 84L216 83V81ZM218 80V79H217ZM236 82H237V80L236 79H234ZM241 80V79H240ZM251 80H252V78H251ZM35 81H36V77H35ZM88 81V80H87ZM90 81H92L91 79H90ZM98 81V80H97ZM109 81V80H108ZM108 81H107V83H108ZM119 81V80H118ZM138 81H140V80H138ZM143 81V80H142ZM158 81V80H157ZM157 81H156V83H157ZM163 81H164V79H163ZM182 81V80H181ZM180 81V82H181ZM198 81V80H197ZM210 81V80H209ZM219 81H221L220 79H219ZM235 81L234 82H230V84L231 83H234L235 84ZM239 81V80H238ZM249 81V84H250V80H247V82ZM253 81H255V80H252L251 81V83L253 82ZM257 81H258V78H257ZM261 81L260 82H258L259 84L258 85H256L257 87L258 86H260V85H262L263 86V84H261ZM41 82V81H40ZM61 82V81H60ZM70 82V81H69ZM116 82V81H115ZM115 82H113V84L112 85H114V83ZM124 82V81H123ZM122 82V83H123ZM134 82H136V81H134ZM133 82V83H134ZM172 82V81H171ZM174 82V81H173ZM188 82V81H187ZM205 82L207 83V81H206V79H205ZM244 82H245V80H244ZM243 82V80H241L240 81V83L238 82V84H240L241 85V83L243 84L244 83ZM264 82V81H263ZM96 83V82H95ZM95 83H94V85H95ZM111 83V82H110ZM119 83V82H118ZM138 84H140L141 85V83H139V82H137ZM143 83V82H142ZM147 83V82H146ZM155 83V82H154ZM164 83V82H163ZM169 83V82H168ZM183 83V82H182ZM212 83V84H213ZM218 83V82H217ZM216 83V84H217ZM221 83H222V81H221ZM221 83H219V86H220V84ZM226 83V82H225ZM246 83V82H245ZM244 83V84H245ZM254 83V82H253ZM45 84V83H44ZM90 83H86V85H89ZM92 84V83H91ZM97 84V83H96ZM121 83H119V85H120ZM129 84V83H128ZM135 84V83H134ZM133 84V85H134ZM148 84V83H147ZM181 84V83H180ZM185 84V81H184V83L183 84H181V86H183ZM188 84V83H187ZM191 84V83H190ZM211 84V85H212ZM216 84H215V87H216ZM224 84V83H223ZM223 84H221V86L223 85ZM227 84H229V83H227ZM238 84H237V87H236V90L238 89L239 90V88L240 87H242V85L241 86H239V88H238ZM248 84V85H249ZM20 85V84H19ZM40 85V84H39ZM124 85H126V84H124ZM132 85V87L135 89V87H136V85L135 86H133ZM150 85V87H152L151 86V84H149ZM155 85V84H154ZM210 85V86H211ZM245 85H247V84H245ZM247 85V86H248ZM252 85V84H251ZM9 86V85H8ZM51 86V85H50ZM97 86V85H96ZM110 86V85H109ZM117 86V85H116ZM121 86V85H120ZM128 86V85H127ZM158 86V85H157ZM165 86V85H164ZM179 86V85H178ZM205 86V85H204ZM213 86V85H212ZM220 86V87H221ZM236 86V85H235ZM247 86H244V88H246ZM5 87V86H4ZM29 87V86H28ZM94 87V86H93ZM113 87V86H112ZM163 87V86H162ZM186 87V86H185ZM207 87H209V86H207L206 85V90H207ZM224 87V86H223ZM223 87H222V89H223ZM231 87V86H230ZM249 87V86H248ZM251 87V86H250ZM250 87L247 89V90H249L250 89ZM255 87V86H254ZM253 87V88H254ZM256 87V88H257ZM51 88V87H50ZM62 88V87H61ZM71 88V87H70ZM73 88V87H72ZM91 88V87H90ZM95 88V87H94ZM102 88V87H101ZM118 88H120V87H118ZM128 88H130V87H128ZM153 88H154V86H153ZM164 88V87H163ZM179 88H182V89H184V87H179ZM188 88V87H187ZM204 88V87H203ZM211 88H213V87H211ZM233 88V86L231 87V89ZM252 88V87H251ZM263 87H260V89L261 90H263L262 89ZM6 89V88H5ZM30 89V88H29ZM116 89V88H115ZM124 89V88H123ZM138 89V88H137ZM144 89V88H143ZM157 89H159V88H157ZM156 89V90H157ZM162 89V88H161ZM182 89H179V90H182ZM201 89V88H200ZM219 89V88H218ZM221 89V90H222ZM235 89V88H234ZM243 89V88H242ZM241 89V90H242ZM259 88H258V90H260ZM40 90V89H39ZM59 90V89H58ZM71 90V89H70ZM87 90V89H86ZM92 90H94V89H92ZM106 90V89H105ZM104 90V91H105ZM149 90V89H148ZM153 90V89H152ZM155 90V89H154ZM186 90V89H185ZM192 90V89H191ZM215 90V92H216V90L217 89H214ZM221 90H220V94H221ZM223 90H226V88L225 89H223ZM229 90H230V88H229ZM235 90V91H236ZM252 90L253 89H251V93H252ZM17 91V90H16ZM41 91V90H40ZM75 91V90H74ZM103 91V92H104ZM111 91H112V89H111ZM118 91H120V90H118ZM144 91H145V89H144ZM151 91V90H150ZM188 91V90H187ZM235 91H233V92H235ZM264 91V90H263ZM262 91V92H263ZM39 92V91H38ZM45 92V91H44ZM97 92V91H96ZM139 92V91H138ZM147 92V91H146ZM145 92V93H146ZM153 92H155V91H153ZM159 92V91H158ZM166 92V91H165ZM173 92V91H172ZM179 92V91H178ZM177 92V93H178ZM193 92V91H192ZM204 93L206 92L207 93V91H203ZM208 92H211V90L210 91H208ZM212 92H214V91H212ZM224 92V91H223ZM232 92V93H233ZM256 92V91H255ZM260 92V91H259ZM32 93V92H31ZM42 93V92H41ZM59 93V92H58ZM106 93H108V92H106ZM137 93V92H136ZM150 93V92H149ZM167 93H169V91L167 92ZM181 93L182 92H180V94L178 93V95H180L181 96ZM183 93H184V91H183ZM182 93V94H183ZM186 93V92H185ZM188 93H190V91H188ZM187 93V94H188ZM216 93H219V92H216ZM215 93V95H217ZM227 93V92H226ZM226 93H224V95L226 94ZM232 93L230 94V96H232ZM239 93V92H238ZM243 93V92H242ZM249 93V92H248ZM88 94H90V93H88ZM103 94V93H102ZM101 94V95H102ZM109 94V93H108ZM117 94V93H116ZM119 95H121L120 93H118ZM137 94H139V93H137ZM148 94V93H147ZM154 94V93H153ZM156 94V93H155ZM159 94V93H158ZM186 94V95H187ZM196 94H197V98L199 97V96H202V95H205V94H202V95H199L198 96V93L196 92ZM210 94V93H209ZM208 94V95H209ZM220 94L218 95V96H220ZM229 94V93H228ZM241 94V93H240ZM261 94V93H260ZM51 95H53L54 96V94H52L51 93ZM51 95H50V97H51ZM85 95V94H84ZM140 95V94H139ZM139 95H137V96H139ZM144 95V94H143ZM160 95V94H159ZM166 95V94H165ZM177 95V94H176ZM178 95L176 96V98H175V100L176 99H180L179 97H178ZM184 95V94H183ZM188 95H191V93L190 94H188ZM207 95V96H208ZM212 95V94H211ZM211 95H209L210 97H211ZM215 95H213V96H215ZM223 95V94H222ZM221 95V96H222ZM248 95H252V94H248ZM253 95H254V93H253ZM255 95H258V96H255V98L257 97H259V94H255ZM262 95V94H261ZM40 96H41V94H40ZM58 96V95H57ZM105 96V95H104ZM109 96V95H108ZM107 96V97H108ZM126 96V95H125ZM149 96V95H148ZM148 96H147V98H148ZM154 96H158V95H154ZM171 97H172V95H170ZM170 96H168L169 97V99L171 100L172 99V101H173V98H171ZM174 96V95H173ZM196 96V95H195ZM194 95H193V97H195ZM206 96V95H205ZM19 97V96H18ZM94 97V96H93ZM116 98H117V96H115ZM129 97H130V95H129ZM145 97V96H144ZM161 97V96H160ZM166 97V96H165ZM178 97V98H177ZM187 97V96H186ZM193 97H188L189 99L190 98H193ZM203 97V96H202ZM224 97V96H223ZM223 97H221V98H223ZM226 97H228V96H226ZM254 97V96H253ZM75 98V97H74ZM111 98V97H110ZM114 98V97H113ZM119 98V97H118ZM151 98V97H150ZM152 98H153V96H152ZM156 98V97H155ZM158 98H159V96H158ZM157 98V99H158ZM197 98H196V100H197ZM200 98V97H199ZM204 98H206V97H204ZM203 98V99H204ZM209 97H207V99H208ZM215 98V97H214ZM218 99V100H220V103H221V101L223 100L224 101V99ZM229 98V97H228ZM261 98V97H260ZM263 98V97H262ZM1 99H5V100H7V98L6 97H4V95H2L1 96ZM19 99V98H18ZM22 99H25V97L24 98H22ZM29 99V98H28ZM28 99H27V101H28ZM36 99V98H35ZM73 99V98H72ZM106 99V98H105ZM105 99H104V104H105ZM123 99V98H122ZM136 99H137V97H136ZM141 99V98H140ZM154 99V98H153ZM156 99V100H157ZM167 99V98H166ZM166 99H165V101H166ZM194 99V98H193ZM207 99H205V101L207 100ZM211 99H213V97H211ZM230 99H231V97H230ZM83 100V99H82ZM108 100H109V98H108ZM114 100V99H113ZM113 100H111L110 99V101L112 102ZM118 100V99H117ZM117 100H115V101H117ZM119 100H121V99H119ZM132 100V99H131ZM142 100V99H141ZM149 100V99H148ZM155 100V99H154ZM159 101H160V98L158 99ZM164 100V99H163ZM162 100V101H163ZM169 100V101H170ZM174 100V101H175ZM181 100H182V98H181ZM183 100H185V98L183 99ZM199 100V99H198ZM201 100V99H200ZM199 100V101H200ZM209 100H210V98H209ZM216 100V99H215ZM232 100V99H231ZM252 100H254V99H252ZM263 100H264V98H263ZM24 101H26V100H24ZM78 101H79V99H78ZM109 101V103H111ZM151 101V100H150ZM158 101V102H159ZM164 101V102H165ZM173 101V102H174ZM177 101V100H176ZM180 101V100H179ZM185 101H187V99L185 100ZM184 101V103H186ZM191 101V100H190ZM190 101L188 100L187 102H189L190 103ZM208 101V100H207ZM222 101V102H223ZM226 101V100H225ZM225 101L223 102L224 104H225ZM228 101V100H227ZM2 102V101H1ZM83 102V101H82ZM107 102V101H106ZM125 102H128V101H125ZM124 102V103H125ZM129 102H131V101H129ZM141 102V101H140ZM167 102V101H166ZM165 102V103H166ZM171 102V101H170ZM172 102V103H173ZM178 102V101H177ZM210 102V101H209ZM215 102V101H214ZM234 102V101H233ZM243 102V101H242ZM246 102V101H245ZM19 103V102H18ZM28 103H29V101H28ZM32 103H33V101H32ZM54 103V102H53ZM69 103H71L72 104V106L74 107V108H76V113H77V115L79 116V118L82 120L83 118H82V115H80V113L78 112L79 111V109L77 108V106L75 107V105L72 103V101L71 102H69ZM100 103H102V102H100ZM151 103V102H150ZM176 103V102H175ZM203 103V102H202ZM207 103V102H206ZM206 103H204V106H205V104ZM210 103H212V101L210 102ZM210 103H209V105H210ZM217 103V102H216ZM219 103V102H218ZM223 103H221V104H223ZM249 103H251V100L249 101ZM114 104H115V102H114ZM144 104H145V102H144ZM147 104H148V101H147ZM164 104V103H163ZM171 104V103H170ZM177 104V103H176ZM175 104V105H176ZM181 104H183V103H181ZM193 104H195V100H194V102H193ZM196 104H197V102H196ZM215 104V103H214ZM223 104V106H225V107H227L226 105H224ZM227 104H229L228 102H227ZM231 104V103H230ZM244 104V103H243ZM243 104H242V106H243ZM247 104V103H246ZM15 105V104H14ZM18 105V104H17ZM53 105V104H52ZM60 105H61V103H60ZM116 105V104H115ZM125 105V104H124ZM127 105V104H126ZM160 105V104H159ZM165 105V104H164ZM186 105H187V103H186ZM198 105V104H197ZM219 105V104H218ZM217 104L215 105V106H218ZM232 105H234V103H232ZM237 105V104H236ZM12 106L13 105H11V104H9L7 101H5L4 103H2V104H0V128H2V127H8V129H10L11 130V133H10V135H9V140L7 141V142H3V139H0V140H2V141H0V199L1 198H3V197H5L6 199H8V201H9V203H10V207H9V211H5V210H3L2 212L0 211V218H2V217H4L5 215H10L11 216V221H10V225H9V227H8V229L6 230L9 234L10 233H13V235L14 234H18L19 236H20V238L21 239H23L24 241H26L27 242V244H28V247H29V257H28V259L25 261V264H69V259L71 258V256H74L75 257V259L77 260H79L80 262V264H91L90 263V259H91V257H95V258H97V259H99V258H105V255H106V253L102 250V249H99L96 245H95V243L93 242V241H89L88 243H81L82 242V238H84L85 237V234H88V233H90V232H93L95 235H97V236H99V237H101L102 239H104L105 237H107L106 235H107V233H108V231L110 230L106 225H105V223L103 222V220H101V223H97V222H94L93 223V225L91 226H86V228L84 229V230H80V229H78V223H77V216L78 215H82V214H84V213H88L90 210H91V208H92V206L94 205V202H95V192H94V189H93V187H92V185H93V180L95 179V177H94V174H95V171H93V169H92V172H93V174H92V176L90 177V178H85V179H83V181L75 188V189H73V190H70V191H67V192H65V194H64V198L59 202V207H56V206H54V205H50L49 203H48V201H47V197H48V195L50 194V192L52 191V190H61L64 186H65V180H66V176L65 175H60L59 174V170H58V168H57V162L54 160V158H53V156L50 154V153H48V152H42L41 151V149L38 147V146H36L37 144H33V140H34V138H35V142H36V137L38 136L37 134L38 133H36V132H33V131H31L30 129H26V128H23V127H21V125H19L15 120H14V113H12ZM47 106H49V104L47 105ZM111 106H112V104H111ZM147 106V105H146ZM150 106H151V108H152V105L150 104ZM188 106V105H187ZM190 108H192L191 107V103H190ZM201 106V105H200ZM199 106V107H200ZM207 106V105H206ZM212 106V105H211ZM210 106V107H211ZM214 106V105H213ZM33 107V106H32ZM54 107V106H53ZM113 107V106H112ZM120 107H121V105H120ZM129 107H130V105H129ZM149 107V106H148ZM156 107V106H155ZM155 107H154V109H155ZM169 107H170V105H169ZM175 107H177V105L175 106ZM202 107H203V105H202ZM209 107V106H208ZM209 107V108H210ZM219 107H222V106H220L219 105ZM235 107V106H234ZM234 107H232V108H234ZM60 108V107H59ZM82 108V107H81ZM126 108V107H125ZM128 108V107H127ZM181 108V107H180ZM183 108V107H182ZM181 108V109H182ZM193 108H194V106H193ZM208 108V110H209V112H212L210 109ZM213 108V107H212ZM218 108V107H217ZM27 109H28V107H27ZM44 109V108H43ZM85 109V108H84ZM83 109V110H84ZM168 109H170V108H168ZM187 109H188V107H187ZM196 109H197V107H196ZM202 109V108H201ZM206 109H207V107H206ZM216 108H214V110H215ZM223 109V108H222ZM226 109H229L230 110V108H226ZM225 109V110H226ZM240 109V108H239ZM32 110V109H31ZM54 110V109H53ZM82 110V111H83ZM87 110V109H86ZM86 110H84V111H86ZM113 110V109H112ZM129 110V109H128ZM171 110V109H170ZM169 110V111H170ZM183 110V109H182ZM200 110V109H199ZM218 110V109H217ZM217 110H216V112H217ZM221 110V109H220ZM249 110V109H248ZM26 111V110H25ZM83 111V112H84ZM139 111V110H138ZM142 111H143V109H142ZM155 111V110H154ZM165 111V110H164ZM176 111V110H175ZM178 111V110H177ZM180 111V110H179ZM183 111H185V110H183ZM188 110H186L185 112H187ZM193 111V110H192ZM197 111V110H196ZM203 111V110H202ZM222 112H220V113H222L223 114V112H224V109L223 110H221ZM233 111V110H232ZM232 111H228L229 113H231ZM235 111V110H234ZM30 112V111H29ZM38 112V111H37ZM55 112V111H54ZM112 112V111H111ZM113 112H115V111H113ZM156 112H157V110H156ZM199 112V111H198ZM201 112V111H200ZM205 112H206V110H205ZM24 113V112H23ZM51 113H52V111H51ZM85 113V112H84ZM116 113V112H115ZM129 113V112H128ZM143 113V112H142ZM171 113V112H170ZM182 113V112H181ZM191 113V112H190ZM190 113H188V116L187 117H189V115H190ZM196 114H198L197 112H195ZM219 112H218V114H220ZM226 113H227V111H226ZM228 113V114H229ZM238 113V112H237ZM236 113V114H237ZM241 113L243 114L244 112H242L241 111ZM27 114V113H26ZM31 114V113H30ZM43 113H40V115H42ZM46 114V113H45ZM83 114V113H82ZM91 114V112H89L88 113V115L87 114H85L83 117H85V116H88V117H92L93 116V114L92 115H90ZM114 114V113H113ZM118 114V113H117ZM123 114V113H122ZM148 114H150V113H148ZM174 115H175V113H173ZM182 114H184V112L182 113ZM181 114V115H182ZM194 114V113H193ZM195 114V115H196ZM203 114V113H202ZM205 114V113H204ZM210 114H212V113H210ZM214 114V113H213ZM23 115V114H22ZM180 115V114H179ZM180 115V116H181ZM187 115V114H186ZM192 115V114H191ZM201 115V114H200ZM208 115V118L207 119H209V116H211V115H209V113L207 114ZM230 115V114H229ZM24 116V115H23ZM77 116V117H78ZM112 116V115H111ZM110 116V117H111ZM130 116V115H129ZM144 116V115H143ZM183 116L184 115H182V119H184L183 118ZM202 116V119H203V115H201ZM113 117V116H112ZM164 116H162V118H163ZM174 118H175V121H176V116H173ZM186 117V116H185ZM186 117V118H187ZM199 117V116H198ZM205 117V116H204ZM214 118L215 117H217L216 115L215 116H213ZM213 117H210V118H213ZM222 117V116H221ZM220 117V118H221ZM227 117V116H226ZM235 117H237V116H235ZM238 117H240V116H238ZM36 118V117H35ZM130 118V117H129ZM157 118V117H156ZM162 118H160V119H158V120H160V122L157 120V122L155 121L156 119H154V120H152V123L155 121V123H156V125L158 124V123H162V122H164L165 123V119H164V121H162L161 122V119ZM190 118H194V119H196L195 117H193V115H192V117H190ZM189 118V119H190ZM219 118V119H220ZM232 118V117H231ZM26 119V118H25ZM24 119V120H25ZM197 119H199V118H197ZM217 119H218V117H217ZM218 119V121H221V120H219ZM236 118H234V120H235ZM38 120V119H37ZM110 120V119H109ZM163 120V119H162ZM168 120V119H167ZM166 120V121H167ZM178 120V119H177ZM185 120V119H184ZM191 120V119H190ZM30 121V120H29ZM87 121H89V119L87 120ZM105 121H107V120H105ZM181 122H184V121H182V120H180ZM195 121V120H194ZM206 121H209V120H206ZM211 121L213 122L214 121V119H211ZM224 121H225V119H224ZM26 122H28L27 121V119H26ZM82 122V121H81ZM102 122V121H101ZM147 122V121H146ZM149 122V121H148ZM170 122H171V120H170ZM177 122V121H176ZM180 122V123H181ZM186 122H188V121H186ZM191 122V121H190ZM190 122H188L189 124H190ZM202 122H204L203 120H202ZM217 122V121H216ZM74 123H76V122H74ZM143 123V122H142ZM207 123V122H206ZM205 123V124H206ZM210 123V121L208 122V124ZM215 123V122H214ZM222 123V122H221ZM220 123V124H221ZM38 125H39V127H41L42 126V128L43 127H45L46 128V125H45V121L43 120V118H40L39 119V121H38V123H37ZM73 124V123H72ZM84 124H85V122H84ZM151 124V123H150ZM170 124V123H169ZM176 124V123H175ZM184 124H185V122H184ZM192 124V123H191ZM198 124V123H197ZM208 124H207V127L209 128V126H208ZM213 124V123H212ZM227 124V123H226ZM179 125V124H178ZM195 125V124H194ZM202 125V124H201ZM203 125H204V123H203ZM210 125V124H209ZM214 126H215V124H213ZM78 126V125H77ZM80 126V125H79ZM113 126H115V125H113ZM150 126V125H149ZM158 127H159V125H157ZM156 126V127H157ZM172 126H174V125H172ZM187 126V125H186ZM198 126H199V124H198ZM226 126V125H225ZM85 127H87V126H85ZM103 127V126H102ZM153 127V126H152ZM176 128H177V124H176V126H175ZM182 127V126H181ZM184 127V126H183ZM200 127V126H199ZM211 127V126H210ZM213 127V126H212ZM211 127V128H212ZM216 127H220V126H216ZM223 127H224V125H223ZM68 128V127H67ZM80 128H81V126H80ZM159 128H161V127H159ZM165 128H166V126H165ZM174 128V127H173ZM172 128V129H173ZM203 128V127H202ZM207 128V129H208ZM210 128V129H211ZM250 128V127H249ZM77 129H78V127H77ZM134 129V128H133ZM175 129V128H174ZM174 129H173V131H174ZM179 129V128H178ZM185 128H183V130H184ZM187 129V128H186ZM200 129H201V127H200ZM210 129H208L209 131H210ZM213 129H215V130H217L218 128H213ZM212 129V131H214ZM220 129V128H219ZM1 130V129H0ZM44 130V129H43ZM115 130V129H114ZM176 130V129H175ZM183 130H182V133H183ZM195 130V129H194ZM207 130V132H209ZM8 131V130H7ZM101 131V130H100ZM100 131H99V133H100ZM129 131V130H128ZM139 131V130H138ZM164 131V130H163ZM180 131H181V129H180ZM179 131V132H180ZM198 131H199V128H198ZM212 131H210V132H212ZM68 132V131H67ZM175 132H177V131H175ZM174 132V133H175ZM191 132V131H190ZM195 133H196V130L194 131ZM219 132V131H218ZM218 132H216V133H218ZM5 133V132H4ZM8 133V132H7ZM157 133V135L159 134L158 132H156ZM178 133V132H177ZM182 133H181V135H182ZM192 133V132H191ZM200 133H201V131H200ZM199 133V134H200ZM75 134V133H74ZM147 134V133H146ZM154 134V133H153ZM165 134H167L166 132H165ZM198 134V133H197ZM197 134H195V135H197ZM202 134H203V131H202ZM201 134V135H202ZM207 134H209V133H207ZM215 134V133H214ZM213 134V135H214ZM7 135V134H6ZM156 134H154V137L155 136H157ZM178 135H180V133H178ZM193 135V134H192ZM200 135V136H201ZM212 135V136H213ZM232 135V134H231ZM40 136V135H39ZM45 136V135H44ZM185 136H186V134H185ZM185 136H183V137H185ZM203 136V135H202ZM201 136V137H202ZM209 136H211V134L209 135ZM212 136H211V138H212ZM43 137V136H42ZM50 137V136H49ZM52 137V136H51ZM65 137V136H64ZM103 137V136H102ZM187 137V136H186ZM186 137H185V139L184 140H186ZM195 137V136H194ZM2 138V137H1ZM40 138V137H39ZM46 138H47V135H46ZM101 138V137H100ZM163 138H164V136H163ZM197 138V137H196ZM204 138V137H203ZM202 138V139H203ZM219 138V137H218ZM6 139V138H5ZM183 139H182V141H183ZM194 139V142H193V140L191 141V142H193L194 144L196 143L195 142V138H193ZM198 139V138H197ZM206 139V138H205ZM214 139H216V137L214 138ZM71 140V139H70ZM149 141H151L152 142V139L150 140V139H148ZM169 140V139H168ZM176 139H174L173 141H175ZM178 140H181V136H180V138H178L177 139V143L176 144H179L178 143ZM225 140V139H224ZM6 141V140H5ZM42 141V140H41ZM100 141V140H99ZM128 141V140H127ZM130 141V140H129ZM128 141V142H129ZM147 141V140H146ZM171 141H172V139H171ZM181 141V144H183V142ZM189 139H187V142H188V144H189ZM211 142L213 141V139L212 140H210ZM215 141V140H214ZM217 141V140H216ZM219 141H220V138H219ZM222 141V140H221ZM40 142V141H39ZM44 142V141H43ZM134 142H135V140H134ZM138 142V141H137ZM142 142L143 143H145V140L143 141L142 140ZM148 142V141H147ZM155 142V141H154ZM160 142V141H159ZM162 142V141H161ZM166 142V141H165ZM185 142V141H184ZM206 142V141H205ZM204 142V143H205ZM243 141H241V143H242ZM97 143V142H96ZM149 144H150V142H148ZM147 143V144H148ZM153 143V142H152ZM168 143V142H167ZM170 143H172V142H170ZM202 143H203V141H202ZM207 143V142H206ZM213 143V142H212ZM219 143V142H218ZM6 144H9L10 146H11V150L9 151V152H6L5 151V145ZM42 144H44V143H42ZM75 144V143H74ZM90 144V143H89ZM140 144V143H139ZM154 144V143H153ZM152 144V147H154V145ZM184 144H186V143H184ZM191 144V143H190ZM217 144V143H216ZM216 144H214V146L216 145ZM234 144V143H233ZM72 145V144H71ZM93 145V144H92ZM91 145V147L89 148V149H92V146ZM96 145H98V143L96 144ZM100 145V144H99ZM138 145V144H137ZM143 145V144H142ZM145 145V144H144ZM156 145V144H155ZM180 145V144H179ZM191 145H193V144H191ZM196 145H198V144H196ZM206 145V144H205ZM208 145H209V143H208ZM207 145V146H208ZM217 145H219V144H217ZM146 146H150V145H145L144 147H146ZM170 146V145H169ZM169 146H167V147H169ZM178 146V145H177ZM183 146L184 145H182V148H183ZM189 147H190V145H188ZM186 147V148H184L183 149V151L184 150H186V149H188L189 147ZM204 146V145H203ZM210 146H212L211 144H210ZM209 146V147H210ZM222 146V145H221ZM224 146V145H223ZM244 146V145H243ZM247 146V145H246ZM7 147V146H6ZM132 147H134V146H132ZM161 147H162V144H161ZM160 147V148H161ZM164 147H166V146H164ZM163 147V148H164ZM185 147V146H184ZM194 147V146H193ZM202 147V146H201ZM200 147V148H201ZM206 147V146H205ZM216 147V146H215ZM229 147V146H228ZM240 147V146H239ZM97 148V146L95 147V149ZM173 148V147H172ZM172 148H170V150L172 149ZM175 148V147H174ZM178 147H176V149H177ZM214 148V147H213ZM217 148H221L222 149V147H216L215 148V150L217 149ZM226 148V147H225ZM243 148V147H242ZM63 149H65V148H63ZM72 149H73V147H72ZM76 149V148H75ZM145 149V148H144ZM157 148L155 147V152L157 151L156 150ZM166 148H164V150H165ZM168 150H169V148H167ZM166 149V150H167ZM211 149V148H210ZM224 149V148H223ZM227 149V148H226ZM74 150V149H73ZM72 150V151H73ZM97 150V149H96ZM120 150V149H119ZM136 150V149H135ZM146 150V149H145ZM160 151H161V149H159ZM165 150V151H166ZM190 150H192V149H190ZM189 150V151H190ZM206 150H208V149H206ZM214 150V149H213ZM92 151V150H91ZM138 151V150H137ZM141 151V150H140ZM144 151V150H143ZM165 151H163V152H161V153H165ZM178 151V150H177ZM180 151H181V149H180ZM180 151L178 152L179 153V155L181 156V154H180ZM202 151V150H201ZM210 151V150H209ZM235 151H236V149H235ZM235 151H234V155H235ZM237 151H238V149H237ZM53 152V151H52ZM75 152V151H74ZM90 152V151H89ZM94 152V151H93ZM149 152L151 153L152 151H150L149 150ZM155 152H154V154H155ZM169 152V151H168ZM172 152H176V150L175 151H172ZM186 152V151H185ZM191 152V151H190ZM211 152V151H210ZM209 152V153H210ZM213 152V151H212ZM223 152H226L225 150L223 151ZM242 152H244V151H242ZM81 152H79V154H80ZM92 153V152H91ZM95 153V152H94ZM142 153V152H141ZM146 152H144V156L145 155H147V154H145ZM148 153V152H147ZM187 153V152H186ZM189 153V152H188ZM192 153V152H191ZM213 153H215V155H216V151L215 152H213ZM218 153V152H217ZM219 153H222V152H219ZM90 154V153H89ZM127 154H128V151H127ZM149 154V153H148ZM156 154H159V153H156ZM168 154H171V151H170V153H168ZM182 154H183V152H182ZM194 154V153H193ZM197 154V153H196ZM199 154H200V157H201V153L199 152ZM199 154L198 155H196V157H198L199 156ZM204 154H205V151H204ZM210 154H212V153H210ZM226 154V153H225ZM94 155V154H93ZM95 155H96V153H95ZM153 155V154H152ZM159 155H163V154H159ZM184 155V154H183ZM182 155V156H183ZM208 155V154H207ZM212 155H214V154H212ZM214 155V156H215ZM228 155V154H227ZM67 156V155H66ZM141 156V155H140ZM143 155H142V157H144ZM156 156V155H155ZM164 156V155H163ZM173 156H174V154H173ZM181 156V157H182ZM188 156H189V154H188ZM194 156V155H193ZM204 156V155H203ZM206 156V155H205ZM217 156H219V155H217ZM73 157V156H72ZM78 157V156H77ZM87 157V156H86ZM136 157V156H135ZM141 157V158H142ZM149 157V156H148ZM157 157V156H156ZM161 158H162V156H160ZM195 157V158H196ZM208 157V156H207ZM227 157H229V156H227ZM90 157H88V159H89ZM92 158V157H91ZM108 158V157H107ZM126 158V157H125ZM139 158V157H138ZM158 158V157H157ZM156 158V159H157ZM172 158V157H171ZM175 158H177V156L175 157ZM204 158V157H203ZM221 158V157H220ZM231 158V157H230ZM79 159V158H78ZM145 159H146V157H145ZM149 159H150V157H149ZM153 159H155V158H153ZM158 159H160V158H158ZM162 159H164V158H162ZM200 159V158H199ZM232 159H233V157H232ZM143 160V159H142ZM148 162H150V160H148V158L146 159ZM178 160V159H177ZM184 160V159H183ZM182 160V161H183ZM186 160V159H185ZM191 160V159H190ZM206 160V159H205ZM241 160H242V158H241ZM75 161H76V159H75ZM155 161V160H154ZM157 161V160H156ZM161 161V163H162V160H160ZM203 161H204V159H203ZM207 161H208V159H207ZM228 161V160H227ZM230 161H232V160H230ZM229 161V162H230ZM73 162V161H72ZM140 162V161H139ZM138 162V163H139ZM146 162V161H145ZM152 162V161H151ZM150 162V163H151ZM168 162V161H167ZM184 162H186V161H184ZM192 162V161H191ZM209 162V161H208ZM81 163V162H80ZM83 163V162H82ZM147 163V162H146ZM153 163V162H152ZM156 163V162H155ZM160 163V164H161ZM164 163H166V161L164 162L163 161V165H164ZM169 163V162H168ZM168 163H166L167 165H168ZM187 163H190V161L189 162H187ZM219 163V162H218ZM218 163H216L217 165H218ZM236 163V162H235ZM242 163V162H241ZM147 164H149V163H147ZM159 164V165H160ZM170 164V163H169ZM176 165H174L175 167L177 166V164H179V166L178 167H180L181 165H180V163H175ZM182 164V163H181ZM185 164V163H184ZM191 164V163H190ZM189 164V165H190ZM196 164V163H195ZM195 164H192V166L191 167H196V165H197V168L199 169V164L197 163L196 165ZM211 164V163H210ZM209 164V165H210ZM213 164V163H212ZM230 164H231V162H230ZM76 165V164H75ZM86 165V164H85ZM90 165V164H89ZM157 165V164H156ZM156 165H155V168H156ZM162 165V166H163ZM194 165V166H193ZM232 165H233V163H232ZM78 166V165H77ZM81 166V165H80ZM103 166V165H102ZM116 166V165H115ZM158 166V165H157ZM165 166V165H164ZM201 166H203V165H201ZM205 166H207V164L206 165H204L203 167L205 168ZM212 166H214V165H212ZM90 167V166H89ZM125 167H127V165L125 166ZM152 168H153V164H152V166H151ZM159 167V166H158ZM168 167V166H167ZM185 167H187V165H185L184 166V168ZM202 167V168H203ZM209 167V166H208ZM215 167H216V165H215ZM218 167L219 166H217V168H215V169H218ZM237 168H238V166H236ZM81 168V167H80ZM88 168V167H87ZM120 168V167H119ZM155 168H153V169H155ZM171 168H172V166H171ZM177 168V167H176ZM184 168H181V170L182 169H184ZM192 168V169H193ZM203 168V169H204ZM237 168H236V170H237ZM241 168V167H240ZM72 169V168H71ZM101 169V168H100ZM144 169V168H143ZM142 169V170H143ZM146 169V168H145ZM148 169V168H147ZM170 168H168L165 172H167L168 170H169ZM196 169V168H195ZM220 170H221V168H219ZM262 169V168H261ZM149 170V169H148ZM172 170V169H171ZM171 170H169L168 172H170ZM175 170H177V172H178V169H174V170H172V171H175ZM181 170H179V171H181ZM186 170H189L190 171V169H186ZM224 170V169H223ZM229 170V169H228ZM104 171V170H103ZM135 171V170H134ZM155 171H157L156 169H155ZM158 171H160L161 172V169L160 170H158ZM171 171V172H172ZM184 171V170H183ZM194 171H196V170H194ZM193 171V172H194ZM202 171V170H201ZM219 171V170H218ZM262 171V170H261ZM113 172V171H112ZM145 172H148L147 170L145 171ZM167 172V173H168ZM176 172V171H175ZM176 172V173H177ZM186 172V171H185ZM191 172V171H190ZM192 172V173H193ZM198 171H196L195 173H197ZM220 172V171H219ZM67 173V172H66ZM106 173H107V171H106ZM149 173V172H148ZM179 173H181V172H179ZM183 173V172H182ZM182 173H181V175L180 176H182ZM216 173V172H215ZM261 173V172H260ZM126 174V173H125ZM150 174V173H149ZM161 174V173H160ZM160 174H159V176H160ZM173 174V173H172ZM184 174H186V173H184ZM183 174V175H184ZM188 174H189V172H188ZM222 174V173H221ZM225 174V173H224ZM230 174V173H229ZM110 175V174H109ZM169 175V174H168ZM178 175V174H177ZM177 175H174V177L175 176H177ZM205 175V174H204ZM212 175V174H211ZM237 175V174H236ZM118 176V175H117ZM135 176H138V175H135ZM144 176H146V175H144ZM150 176H151V174H150ZM149 176V177H150ZM153 176L154 175H152V181H153ZM164 176H165V174H164ZM163 176V177H164ZM179 176V175H178ZM179 176V177H180ZM186 176H188L187 174H186ZM185 176V177H186ZM191 176V175H190ZM213 177H214V175H212ZM226 176V175H225ZM231 176V175H230ZM229 176V177H230ZM119 177V176H118ZM143 177V176H142ZM174 177H173V179H174ZM183 177V176H182ZM181 177V178H182ZM197 177H198V175H197ZM200 177L202 178V175H200ZM204 177V176H203ZM206 177H208L207 175H206ZM217 176H215V178H216ZM224 177V176H223ZM76 178V177H75ZM109 178V177H108ZM148 178V177H147ZM162 178V177H161ZM165 178V177H164ZM168 178V177H167ZM171 178V175H170V177H169V179ZM176 178V177H175ZM178 178V177H177ZM191 178V177H190ZM194 178V177H193ZM214 178V179H215ZM125 179V178H124ZM123 179V180H124ZM149 179V178H148ZM148 179H145V180H143L144 182H141V183H145V181L146 180H148ZM154 179H156V177L154 178ZM179 179V178H178ZM186 179V178H185ZM187 179H188V177H187ZM123 180H121V181H123ZM162 180H163V178H162ZM165 180V179H164ZM163 180V181H164ZM177 180V179H176ZM176 180H173V182H175V184L177 183V181ZM182 180H183V178H182ZM191 183L193 182V180L191 181L190 179H188ZM188 180H187V182H188ZM198 180V179H197ZM201 180V179H200ZM206 180V179H205ZM211 181L213 180L212 178L210 179ZM220 179H218V181H219ZM222 180H223V178H222ZM221 180V181H222ZM227 180H229L228 178H227ZM150 181V180H149ZM151 181V182H152ZM158 181V180H157ZM157 181L155 182V183H157ZM161 181V180H160ZM171 180H169L168 182H169V184L172 182H170ZM179 181H181V180H179ZM202 181V180H201ZM201 181H199V184L201 185ZM207 181V180H206ZM209 181V180H208ZM210 181V182H211ZM130 182V181H129ZM154 182V181H153ZM159 182V181H158ZM166 182H167V180H166ZM167 182V183H168ZM172 182V184H174ZM182 182V181H181ZM183 182H185V181H183ZM195 182H197V181H195ZM204 182V181H203ZM212 182H214V180L212 181ZM163 183H165V182H163ZM208 183V182H207ZM235 183V182H234ZM169 184H167V186L169 185ZM174 184V185H175ZM195 184V183H194ZM198 184V185H199ZM204 184V183H203ZM210 184V183H209ZM74 185V184H73ZM138 185V184H137ZM136 185V186H137ZM140 185V184H139ZM144 185H146V184H144ZM144 185H143V187H144ZM150 185H152L151 187H153V184H150ZM156 185V184H155ZM154 185V186H155ZM160 185V184H159ZM171 185V184H170ZM169 185V186H170ZM177 185V184H176ZM181 186H184V187H186L187 186V184H186V182H185V184L184 185H182V184H180ZM179 185V186H180ZM192 185V184H191ZM197 185V184H196ZM195 185V186H196ZM211 185H212V183H211ZM214 185V184H213ZM213 185H212V187H213ZM168 186V187H169ZM178 186V187H179ZM203 186V185H202ZM209 186V185H208ZM208 186H207V184H206V186H205V184H204V187L207 189L208 188ZM215 186V185H214ZM221 186H223V185H221ZM225 186V185H224ZM147 187V186H146ZM145 187V188H146ZM150 187V188H151ZM156 188H157V186H155ZM154 187V188H155ZM163 187H166L165 186V184H164V186H162V183H161V185L159 186V190H161ZM172 187V186H171ZM176 187V186H175ZM184 187H183V189H184ZM188 187V186H187ZM187 187L184 189V190H186L187 189ZM194 186H192V189L195 191V189L198 187H195V189L193 188ZM211 186H209V188H210ZM240 187V186H239ZM29 188V189H28ZM180 188H182V187H180ZM203 188V187H202ZM204 188V189H205ZM215 188V187H214ZM213 188V190L215 191V189ZM190 188H188V190H189ZM222 189V188H221ZM30 190L31 191H33V193H31L30 192ZM128 190V189H127ZM148 190V189H147ZM156 190H158V188L156 189ZM169 190V193H171L170 192V188L168 189ZM176 190V189H175ZM187 190V191H188ZM198 190H200V192H201V189H200V187H199V189ZM212 190V189H211ZM211 190H210V192H211ZM225 190V189H224ZM231 190V189H230ZM150 191H151V189H150ZM154 191V190H153ZM165 191V190H164ZM167 191V190H166ZM172 191V190H171ZM193 191V192H194ZM204 191V190H203ZM228 191V190H227ZM125 192H127V191H125ZM143 192V191H142ZM146 192V191H145ZM152 192V191H151ZM155 192V191H154ZM161 192V193H160ZM159 193H160V195L162 194V190L160 191ZM174 192V191H173ZM172 192V193H173ZM178 192V191H177ZM177 192H175V194L177 193ZM191 192V190L189 191V193ZM205 192V191H204ZM223 192V191H222ZM230 192V191H229ZM59 193V192H58ZM158 193V194H159ZM179 193V192H178ZM178 193H177V195H178ZM181 193V192H180ZM183 193V192H182ZM181 193V194H182ZM185 193V192H184ZM188 193V192H187ZM192 193V192H191ZM194 193H196L197 195H200V193H199V191L198 192H194ZM199 193V194H198ZM207 193V192H206ZM218 193H219V191H218ZM231 193V192H230ZM146 194V193H145ZM164 194V193H163ZM162 194V195H163ZM174 193L173 194H171V195H175ZM195 194V195H196ZM208 194V193H207ZM212 194V193H211ZM216 194V193H215ZM226 194V193H225ZM154 195H156V194H154ZM164 195H166V194H164ZM168 195V194H167ZM180 195V194H179ZM178 195V196H179ZM209 195V194H208ZM207 195V196H208ZM227 195V194H226ZM156 196H158V195H156ZM156 196L154 197V198H156ZM177 196V197H178ZM183 196V195H182ZM189 196V195H188ZM187 196V197H188ZM194 196V195H193ZM192 196V197H193ZM204 197L206 196V195H203ZM212 196V195H211ZM216 196H217V194H216ZM121 197V196H120ZM150 197V196H149ZM163 197V196H162ZM166 197V196H165ZM164 197V198H165ZM175 197H176V195H175ZM181 197V196H180ZM190 197V196H189ZM200 198V196H197V198ZM202 197V196H201ZM203 197V198H204ZM213 197H215V196H213ZM222 197V196H221ZM228 197V196H227ZM145 198H147V197H145ZM153 198V197H152ZM151 198V202H152V199ZM164 198L163 199H160V197H158V200L161 202V200H163V202H165V200H164ZM168 199L169 198H171V196H169V197H167ZM172 198H174V197H172ZM179 198V197H178ZM202 198V203L204 202V203H209L208 201L211 199V197L209 196V200L207 201V197H206V199H203ZM219 198V197H218ZM233 198V197H232ZM231 198V199H232ZM61 199V198H60ZM180 199V198H179ZM182 199V198H181ZM193 199V198H192ZM196 199V198H195ZM216 199V198H215ZM5 200V199H4ZM167 200V199H166ZM171 201L173 200V199H170ZM189 200V199H188ZM194 200V199H193ZM200 200V199H199ZM205 200V201H204ZM212 200H213V198H212ZM155 201H156V199H155ZM171 201H169L168 200V202H171ZM176 200H174L173 202H172V204L175 202ZM186 201V200H185ZM196 201H198V199L196 200ZM211 201V200H210ZM227 201V200H226ZM145 202V201H144ZM143 202V203H144ZM157 202V204H158V201H156ZM159 202V203H160ZM163 202H161V204L163 203ZM168 202H167V204H168ZM177 202V201H176ZM195 202V201H194ZM193 202V203H194ZM199 202V201H198ZM197 202V203H198ZM201 202V201H200ZM199 202V203H200ZM228 202V201H227ZM2 203V202H1ZM5 204H6V201L4 202ZM142 203V204H143ZM182 203V202H181ZM190 203V202H189ZM189 203H188V205H189ZM197 203H195V204H197ZM204 203H203V205H204ZM215 203V202H214ZM107 204V203H106ZM148 204H149V202H148ZM157 204H155V205H157ZM164 204V203H163ZM191 204H192V202H191ZM201 204V203H200ZM200 204H198V205H200ZM210 204V203H209ZM208 204V205H209ZM212 204V203H211ZM218 204V203H217ZM229 204V207H230V204L231 203H228ZM99 205V204H98ZM154 205V206H155ZM176 205H177V207H179V205H180V201H179V205H178V203H176ZM194 204H192V206H193ZM197 205V207H200V206H198ZM208 205H206V207L208 206ZM8 206V205H7ZM7 206H6V208H7ZM105 206V205H104ZM158 206V205H157ZM168 206H170V204L168 205ZM185 206H187V205H185ZM205 206V205H204ZM203 206V208H205ZM217 206V205H216ZM219 206V205H218ZM239 206V205H238ZM246 206H248V205H246ZM99 207V206H98ZM101 207V206H100ZM99 207V208H100ZM159 207H161L160 205H159ZM163 207V206H162ZM174 207H176V206H173V210L175 209ZM181 207L183 208L184 206L183 205H181ZM180 207V208H181ZM196 207V206H195ZM209 208L211 207V209H212V205L211 206H208ZM215 207V206H214ZM227 207V206H226ZM46 209V214L45 215H43V217L40 215V216H37V215H39V214H37L36 215V211H40V209ZM153 208V207H152ZM164 208H165V206H164ZM163 208V209H164ZM168 208V207H167ZM169 208H171V207H169ZM185 208V207H184ZM190 208H191V206H190ZM216 208V207H215ZM234 208V207H233ZM245 208V207H244ZM3 209V208H2ZM44 209V210H45ZM101 209H103V207L101 208ZM157 209V208H156ZM179 209V208H178ZM187 209V208H186ZM195 208L193 207V210H194ZM217 209V208H216ZM1 210V209H0ZM43 210V211H44ZM152 210V209H151ZM151 210H150V212H151ZM158 210V209H157ZM156 210V211H157ZM166 210V209H165ZM175 210H177V208L175 209ZM180 210V209H179ZM191 210L192 209H189V213L188 214H191L190 212H191ZM195 210H197V209H195ZM202 210H204V209H201V211ZM38 211V212H39ZM188 211V210H187ZM199 211V213H200V210H198ZM206 211V210H205ZM214 211V210H213ZM220 211V210H219ZM227 211V210H226ZM155 212V211H154ZM153 212V213H154ZM172 212V211H171ZM183 212H185V210L183 211ZM195 211H192V213H193V215L197 212H195ZM211 212V211H210ZM216 212V211H215ZM43 213V212H42ZM98 213V212H97ZM163 213V212H162ZM168 213V212H167ZM170 213V212H169ZM178 213H180L179 211H177V213H173L172 214V216L174 215V214H176L177 216H180L179 218L182 220L183 218H181V217H183V216H181L180 214L178 215ZM204 213V212H203ZM222 213V212H221ZM225 213H227V212H225ZM94 214V213H93ZM102 214V213H101ZM150 214H152V212L150 213ZM155 214V213H154ZM159 214V213H158ZM158 214H156V215H158ZM187 214V216L189 217V215ZM201 215H202V213H200ZM205 214H207V213H205ZM209 214V213H208ZM211 214V213H210ZM156 215H155V217H156ZM161 215H164V213L163 214H160L159 216H161ZM175 215V216H176ZM182 215H184L183 213H182ZM200 215V216H201ZM151 216H153V215H151ZM150 216V217H151ZM167 216V215H166ZM165 216V217H166ZM187 216H186V222H187V219L188 220H190L189 218H187ZM198 216L199 215H197V219H199L200 220V216H199V218H198ZM225 216V215H224ZM223 216V217H224ZM87 216H85V218H86ZM154 217V216H153ZM170 217V216H169ZM168 217V218H169ZM193 217V216H192ZM195 217V216H194ZM204 216H202V218H203ZM85 218H82V219H85ZM148 218H149V215H148ZM158 218H160V217H158ZM171 218V217H170ZM169 218V219H170ZM191 218V217H190ZM207 218V217H206ZM226 218V217H225ZM7 219V218H6ZM104 219V218H103ZM139 219V218H138ZM168 219V220H169ZM185 219V218H184ZM183 219V220H184ZM87 220H89V219H87ZM129 220V219H128ZM132 220V219H131ZM165 220V219H164ZM167 220V219H166ZM167 220V221H168ZM179 220V219H178ZM178 220H174V221H177V222H179ZM182 220V221H183ZM194 220H196L195 218H194ZM198 220V221H199ZM236 220V219H235ZM240 220V219H239ZM238 220V221H239ZM184 221V222H185ZM191 221V220H190ZM193 221V220H192ZM201 221V220H200ZM199 221V222H200ZM9 222V221H8ZM171 222H173V221H171ZM196 222V221H195ZM180 223H182V222H180ZM194 223V222H193ZM192 223V224H193ZM198 223V222H197ZM196 223V225L198 226V224ZM174 224H176V223H174ZM174 224H172V225H174ZM187 224H188V222H187ZM83 225H85V224H83ZM170 225V224H169ZM195 225V224H194ZM200 225V224H199ZM4 226V225H3ZM183 226V225H182ZM181 226V227H182ZM185 226H186V223H185ZM191 226H193V225H191ZM197 226H195L196 227V230H197ZM201 226V225H200ZM199 226V227H200ZM204 226H205V224H204ZM156 227V226H155ZM167 227H168V225H167ZM170 227V226H169ZM168 227V228H169ZM187 227V226H186ZM194 227V226H193ZM202 227V226H201ZM214 227V226H213ZM174 228H176L175 227V225H174ZM189 228V227H188ZM226 228V227H225ZM180 229V228H179ZM185 229V228H184ZM223 229V228H222ZM183 230V229H182ZM148 231H149V229H148ZM172 231V230H171ZM178 231V230H177ZM198 231V230H197ZM200 231V230H199ZM160 232H161V230H160ZM181 232V231H180ZM187 232V231H186ZM185 232V233H186ZM191 232H193V231H191ZM190 232V233H191ZM194 232H196V231H194ZM215 232V231H214ZM72 234V236H70L69 234ZM175 233V232H174ZM184 233V234H185ZM190 233H189V236H190ZM197 233V232H196ZM223 233V232H222ZM202 234H204V233H202ZM12 235V234H11ZM147 235V234H146ZM181 235V234H180ZM180 235H178V236H180ZM192 235V234H191ZM210 235V234H209ZM162 236V235H161ZM194 236L195 235H193V238H194ZM212 236V235H211ZM92 237V236H91ZM185 237H186V235H185ZM202 237H203V235H202ZM95 238V237H94ZM100 238V239H101ZM156 238V237H155ZM179 238L180 237H178V239H176V240H178L179 241ZM187 238V237H186ZM185 238V239H186ZM190 238V237H189ZM197 238V237H196ZM224 238V237H223ZM198 239H199V237H198ZM203 239V238H202ZM221 239V238H220ZM96 240V239H95ZM113 240H114V238H113ZM169 240V239H168ZM175 240V241H176ZM180 240H182V239H180ZM191 240V239H190ZM189 240V241H190ZM214 240V239H213ZM215 240H217V239H215ZM214 240V241H215ZM225 240V239H224ZM23 241V242H24ZM100 241V240H99ZM137 241V240H136ZM151 241V240H150ZM221 241H223L222 239H221ZM188 242V241H187ZM187 242L185 243V245L187 244ZM197 242V241H196ZM200 242V241H199ZM223 242H225V241H223ZM171 243V242H170ZM169 243V244H170ZM173 243V242H172ZM171 243V244H172ZM175 243V242H174ZM173 243V244H174ZM191 243V242H190ZM189 243V244H190ZM192 243H194L193 242V240H192ZM229 243V242H228ZM5 244H9V241H8V238L7 237H5V235H3V233L0 231V264H16V262H17V260H19V253H18V251H17V249L15 248V247H12V249H11V255L9 256L10 258L9 259H7V258H4V255L2 254V248L4 247V245ZM83 244V246H81ZM176 244V243H175ZM178 245H179V243H177ZM195 244V243H194ZM199 244V243H198ZM211 244V243H210ZM221 244V243H220ZM135 245V244H134ZM196 245V244H195ZM194 245V246H195ZM137 246V245H136ZM191 246V245H190ZM218 246H219V244H218ZM223 246V245H222ZM153 248H154V246H152ZM176 247V246H175ZM183 247V246H182ZM185 247V246H184ZM184 247H183V249H184ZM198 247V246H197ZM214 247V249H215V246H213ZM177 248V247H176ZM190 248H192V247H190ZM210 248V247H209ZM221 248V247H220ZM220 248H218V250H216V251H218L219 252V249ZM231 248V247H230ZM240 248V247H239ZM155 249V248H154ZM162 249V248H161ZM180 249V248H179ZM213 249V250H214ZM76 250V251H75ZM133 250V249H132ZM152 250V249H151ZM173 249H172V247H171V250L169 251V252H171V254H173L175 251H172ZM175 250V249H174ZM200 250V249H199ZM210 250H212V247L210 248ZM222 249H220V251H221ZM224 250V249H223ZM231 251H232V249H230ZM178 251H180L181 252V249L180 250H178ZM183 251V250H182ZM202 251H204L203 249H202ZM201 251V252H202ZM215 251V252H216ZM155 252V251H154ZM180 252H178V254L180 253ZM210 252V251H209ZM230 252V251H229ZM4 254H5V252H3ZM20 253H22V251L20 252ZM158 253V252H157ZM166 253V252H165ZM196 253V252H195ZM6 254H7V252H6ZM138 254V253H137ZM167 254V253H166ZM171 254H169V256H167V258L168 257H170V255ZM175 255H177L176 254V252L174 253ZM202 254V253H201ZM223 254H224V252H223ZM223 254H222V252H221V254H220V257H221V255H222V261L225 259V257H223ZM9 255V254H8ZM197 255H199V253L197 254ZM196 255V256H197ZM203 255V254H202ZM207 255V254H206ZM178 256V255H177ZM209 256V255H208ZM6 257V256H5ZM114 257L116 258V261H118V262H120V263H122V264H126L127 262H128V256L124 253V252H122V250H115V249H113L112 250V252H110V255H109V259H108V262H107V264H115L114 263ZM164 257V256H163ZM162 257V258H163ZM172 257L174 258V256L172 255ZM149 258V257H148ZM159 258V257H158ZM166 258V259H167ZM224 258V259H223ZM226 258H228V257H226ZM165 259V260H166ZM170 259H171V257H170ZM175 259H177V257L176 258H174V260ZM206 259V258H205ZM251 259V258H250ZM143 260V259H142ZM173 260V259H172ZM194 260H195V258H194ZM212 260V259H211ZM98 261V260H97ZM136 261H138V260H136ZM141 261V260H140ZM144 261V260H143ZM168 261V260H167ZM170 261V260H169ZM168 261V262H169ZM202 261V260H201ZM209 261V260H208ZM213 261V260H212ZM211 261V262H212ZM225 261V260H224ZM94 262V261H93ZM99 262V261H98ZM104 262V261H103ZM148 262V261H147ZM150 262V261H149ZM168 262H167V264H168ZM105 263V262H104ZM129 263V262H128ZM151 263V262H150ZM159 264L161 263V262H158ZM170 263V262H169ZM176 263V262H175ZM193 263H196V262H194L193 261ZM117 264V263H116ZM162 264H164V263H162ZM165 264H166V262H165ZM198 264V263H197ZM212 264V263H211Z\"/></svg>",
    "mask_w": 264,
    "mask_h": 264
}]
</instances>
